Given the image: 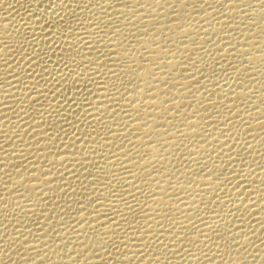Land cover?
<instances>
[{"label":"rangeland","instance_id":"1","mask_svg":"<svg viewBox=\"0 0 264 264\" xmlns=\"http://www.w3.org/2000/svg\"><path fill=\"white\" fill-rule=\"evenodd\" d=\"M24 1L30 2L27 0H24ZM44 1L45 0H43L42 2H44ZM47 1H45L42 4L40 2L41 5L38 4V5H40V8H39L40 10H42V9H45L48 11H51L52 9L55 10V8H52V7H55L56 5H58V3H60V2H57L59 0H57V1L52 0V2H49V0H47ZM54 1H56L57 3ZM63 1L64 2H62L61 4L65 3V7L63 8L60 5H59V7H57V13L60 14V12H61V15H62V18L60 17L58 19H55V22L56 21L57 22L56 23L54 22V23L55 24L58 23L57 25L52 23L54 20L50 21L51 18L45 19L43 21L44 23L43 22L41 23L43 27L45 25H47V26H45L46 28L48 27V25L50 27V23H51V27L53 29L48 27V29L45 28V31L47 30L48 33L51 32V34L49 33V35H50V37L54 38L53 39L54 42L53 41H52L53 43L51 42L52 45H51V43H49V44L43 45V47L34 46V44L32 45L29 42L30 34H27V33L24 34V35H26V36H24V38L28 37V40L27 39L24 40V38L20 39V41L23 40V42L21 43V45H23L22 47L25 50L27 49L26 51L28 53V54L24 53V52H26L25 50L23 51V54H25V55L27 54L26 55L27 58L23 54L22 55L26 59L29 60L30 56L28 57V55H30V53H32L31 54V57H32L33 55H36L38 52V54H40V55H38V57L41 56V59L40 58L38 59V61H39L38 66L40 67V69L41 68L43 69L44 67H45V69L40 70L38 68V66H36L38 68L37 70H36V67L34 68L36 72L31 71V70H33V68H30V66L28 67V65H26V62L21 61V58L23 56L20 58V61H19V59L18 60L15 59V60H17V63L21 62L19 64L20 65L19 67L22 69V70L20 69V71L23 72V74L25 71L30 70L29 72H26V73H28V75L33 73L32 77L35 76V74H36V76H38L39 78L36 76L33 77L31 79L33 81V83L32 84L30 83L31 86L29 83H28L29 86H27L28 84L26 85V83L28 81H26V79L23 78L20 82L21 84H19L20 85L19 89L22 86L23 91H22V89L16 90L15 91L16 97H14L12 100L13 102L15 101L16 103L15 102H14L15 104L13 102H12L13 104L8 103L7 101H9L10 99H6L5 100L6 101L5 106H4V108L7 107L6 110L0 109V113H1L0 117L3 116L2 118H0V126H2V127H0V131L2 132V133L0 132V145H3V147L0 148V161H4V163H2V164L0 163V166L2 165L0 167V169H6V171H0V181L2 180L1 181L2 183L0 182V188H1L0 197L5 196V199H3L4 202L2 200L0 201V204L4 203V204H2L3 206L2 205L0 206L1 208H3V209L0 208V212H2V214L0 215V222H2L1 220L5 221V218H7L6 215L10 219L9 224H6V222H2V224H4L2 226V224L0 223V229L3 230L6 228L5 229L6 233L9 235L12 234V236H14V237H18L17 235L20 234L19 232L22 233L20 235H23V233L25 232V234L23 235V238H25L24 236H26V238H27V239L25 238L26 241H28V239H29L30 242L32 240H34V244H35V242L37 243L38 249L36 248L34 251L31 250V253H33V255L36 254L35 259H37L39 262L42 261V260L38 259L41 256H43L46 259V261L43 264H84V263L85 264H99V263L100 264H104V263L105 264L106 263L113 264V261L114 262L116 261L119 264H127V263L129 264L130 261L127 262V261L123 260V257L129 255L127 251H128V248L131 247L132 244H133L132 245L133 249L135 248V246H138L139 244H140V247L137 248V252H139L138 254H136L137 256L132 255L130 253L131 255H129V256L130 257L133 256L132 258H134V259H131L130 264H134V263L135 264H143L145 258L148 256H152L153 259L147 261L146 264H210V262H213V264H214V262H216L217 260L218 261L216 262V264H264V155H262V153H264V60H263L264 59V56H263L264 55V46L261 48H258V46L260 47V45H258L257 46L258 49L255 51L256 53H258L257 54L258 56H260V55H262V56H260L257 59V61H249V57H251L252 55H255V56H257V55H256V53L253 54V51L250 50L251 48L246 45V44L253 43L254 40H255V42H257V41H260L259 39L264 38V33H263L264 31L261 30L262 29V28H260L261 25H259V22H261L260 18H262V22L264 21V16H263L264 15V4H261L259 2V0H243V2H241V0H208V3H205V0H185V2H183V3L181 2V0H127V1L122 0L123 2L122 1L119 2L120 0L119 1L117 0L116 2H119V3L117 4L116 2H114L115 8H112L114 4H112L111 1H110V3L112 5H110V3H108L109 7L107 6V8H105V9H107L108 12L111 10V12L110 13L106 12L105 16L108 15L110 18L107 16L106 17L103 16L105 18H104V20H102L103 21L102 22L100 19H102L103 17L101 16L102 17L101 18L100 15H97V17H96V14H94V13H97V11L94 10L96 8L94 6L98 5V3H97L98 0L97 1L96 0H92V1L91 0H87V1L86 0H83V1L82 0H80V1L75 0V2H73V3L71 2V0H68V1L63 0ZM77 1L80 2L81 4L78 3ZM84 1L86 3H84ZM101 1L100 0L98 1L99 5L97 6V8L100 6V4H101V6H103V4H104L103 1H105V0L102 1L103 3H101ZM68 2H69V7H68V5H66V3L68 4ZM87 2H89V3L94 2L96 4L93 5L94 3L93 4L91 3L89 6V4H87ZM50 3L52 5H50ZM132 3L136 6H138L137 7L138 9L136 8V6H134V5L132 6ZM73 4L76 6H73ZM247 4H251V7H247ZM43 5L44 6L47 5L48 8H47V6L44 7ZM82 5L84 8H86L85 6H88L87 8H90L91 12H89L90 9H84V8H83L84 11H82V9H81ZM119 5L124 6L123 8H125L129 12L131 11L130 14L131 13L132 14L131 15L130 14L121 15L120 14L121 11L119 12V15H118V13L116 14L115 10H117V11L119 10V8H120ZM110 6H111V8H110ZM66 7L69 8L68 9L69 11L67 9H65ZM70 7H72V8H70ZM77 7H78V12H77V10H75V12H74L73 8L77 9ZM116 7L118 9H116ZM58 8H59V10H58ZM131 8H134L135 10L131 9ZM64 9L67 10L68 12L65 11ZM70 9H71L72 13L74 12L73 13L74 15L71 14ZM105 9L103 10L104 13H105ZM112 9L113 10L115 9V10L113 11ZM165 10H167V11H165ZM85 11H86L87 15L83 14ZM153 11H154V13L156 12L157 17H155L156 16L155 14L152 15L151 12H153ZM88 12H89V14H88ZM67 13L70 15H67ZM80 13H82V14H80ZM145 13H147V14L145 15ZM65 14H66V16H65ZM75 14H77V15H75ZM149 14H151V17H150L151 19H149V22L146 23L145 21H148L147 20L148 18H146V16L148 17ZM80 15H82V16H80ZM90 15H92V16H90ZM141 15L145 18H143V17L140 18ZM77 16L79 19L77 18ZM65 17L67 19H65ZM82 17H84V18L88 17V18L82 19ZM113 17L116 19H114ZM106 18H108V19L105 20ZM91 19H93V22L90 24L88 22ZM109 19H111V21ZM117 19H119V22H116V21H118ZM66 20L68 21V24H67ZM112 20H113V22H112ZM258 20H260V21H258ZM61 21L62 22L65 21V22L62 23ZM94 21L96 22L97 25H100L98 27H102V28L104 27L105 30H108L109 32H110V30H112L111 32L113 34H111V32L109 33L107 31V34L109 33L110 36L114 35V33L121 32L120 30L123 31L124 29H126V32H124V31L122 32V33L126 34L125 38H124L125 34H123V42L126 44V45L124 44L125 49L129 48V52L127 49V54L128 53L130 54V55L128 54L129 55L128 59L126 57V58H124V60L123 59H122V61L120 60L122 63L120 61H117V62H120L119 65L121 64L122 67L118 66V63H116V61L114 63H110L111 60H108V56H106V54H109L111 51L108 50L110 48H105L108 46L107 44L106 45L103 44V46L104 45L105 46L104 47L101 46L100 49L97 50L95 55L92 54V55L88 56L89 59L90 58L92 59L94 57L95 60L100 59V61L102 59L101 56L104 57L103 58L104 60H102V61H105V56H106L107 61L104 62L105 64H101V68H102V65H105V67H103V68L106 69L107 66L109 65L110 68L109 67L108 68L111 71L112 77H114V78L116 77L115 80L114 79L111 80L112 77L108 79V80H111L110 81L111 84L108 83L109 82L108 80L105 83V84L108 83L107 85L112 86V87H109V89H108V90H111V91H109L110 93L108 96V98H110V99H108V100L102 99L99 101L100 102L106 101V102H104V104L107 103L105 105H108V106H109V104L112 105L115 101H116L115 104H118V102L120 101L119 102L120 105L119 104L117 105V106H119V107H117V109L120 108L119 113L120 112L125 113V111H123V110H126L125 108L121 110V107H122L121 104L128 103L131 105L130 108L138 110L137 112L140 113V118H141L138 121L143 122L142 126H140L138 128H135V125H134L132 127L133 128L132 129L130 126L131 134H129V135H131L132 137L128 136V138L123 137L124 139L123 140L121 139L122 143L128 142L129 138H131L132 140L131 139H129V140H131L133 142H134V140L138 139L135 141V142L138 141V143L136 145L135 144L131 145V143H133V142L130 143V141H129V143L132 147L130 146L128 148H130L129 149L130 155L133 158L132 159L133 162L134 163L137 162L136 165L139 164L140 166L138 165L139 167H136V168H138V169H135L136 171H134L133 168L128 169L125 166L124 167L125 169L123 168L124 170H122L123 172H121L120 168L118 170V167H115V169L112 168L111 173L113 172V174L110 173L109 175H113L114 178L112 176H108V178L105 176L106 182L104 181V176L102 178L103 181L99 177L100 175L102 177V175H104L102 173L106 172V170H102V169H105L107 167L106 165H103V162H105V164L109 165L110 163H108V160L109 161L113 160L114 159L113 156L115 154L108 152L109 153L108 155H104V154H107V151L105 153V151H104L105 147H103L100 144L102 142H104L105 140H107V137L109 136L108 132L111 130L110 128L112 125L110 124L109 125L110 127L108 126L107 122H108L109 118L107 117L106 114H105V118H103V114H104L103 112H102V114H97L98 113L97 111H94L91 113V111H93V108H92L93 105L91 106V104H92L91 99L97 100L95 98L99 97L100 92H97L96 90L94 91L92 89L93 88L97 89V87H99L98 89H102V87H100L102 83H100V82H103V84H104V82L106 81V79L108 78V76L110 74V71H108V68H107L106 70L108 72L105 73L106 70L102 68L104 70V73H103L102 70H101L102 72L100 71L101 68L100 69H92L91 68L92 69L91 70V69H89L90 68L89 65H86L87 66L86 68L89 67L88 68L89 70L87 71V69L84 68L85 66L84 67L82 66V61L80 60L82 56L88 54V51L86 50L87 47H85L86 45H84V41L78 40L79 39L78 37H81L82 33L87 32V29H85L87 25L92 26V28H93V26H94V28L96 27L95 26L96 24ZM107 21H108V23L111 24V25L108 24L109 26H111V27L115 26V28L111 29V27H109L107 25ZM153 21H155V22H153ZM252 21H255V23H253ZM59 22H61V23H59ZM83 22H84L83 26L86 25L85 27L81 26V24ZM79 23H81V24H79ZM98 23H102V24H98ZM115 23H117V24H115ZM150 23H152V24H150ZM76 24H78L81 28L80 27L78 28V25L75 26ZM122 24L124 26H122ZM147 24H148V26H147ZM53 25L56 28H54ZM72 25H73V27H72ZM61 26H62V28H61ZM70 26L72 29L69 28ZM63 27H65L64 28L65 31H64ZM139 27H140V29H139ZM58 28L60 29V31L62 29L63 32L62 31L61 32H62V34L64 33L63 35L61 34V32H59ZM66 28H67V30H66ZM68 28H69V34L67 32ZM82 28H84V29L80 30ZM117 28L119 29V31L115 32ZM143 28H144V30H142ZM129 31H131L132 33ZM137 31H139V32H137ZM56 32L57 33L59 32L60 35L57 34ZM37 33H40L39 30L37 31ZM41 33H43V32H41ZM75 33L77 35L80 33V36L75 35V39H74L73 37H74ZM54 35H56V36H54ZM69 35H70V37H69ZM71 35H73V37H71ZM62 36L64 38H62ZM58 38H61V39H58ZM68 38H69V40H68ZM149 38H150V40H149ZM153 38H154V41H153ZM62 39H64V41H72L74 44L73 45L70 42L72 48L69 46L70 44L68 45L67 42L62 41ZM144 39L149 41L148 43L153 44V51L152 50L149 51V50H146L144 48L143 43H142V41ZM59 40L62 42L59 43ZM103 40H107L106 37ZM25 41H26V44H28V46L25 44ZM56 41H58V42H56ZM156 41L158 43H156ZM63 43H64V45L65 44L66 45L64 46ZM244 43H246V44H244ZM46 45H48V46H46ZM44 46L46 48H44ZM82 46H83V48H82ZM60 47H68L70 49L69 51L66 52L68 55L64 51H61ZM36 49H37V52H36ZM28 50L30 53L28 52ZM75 50H77V51H75ZM258 50L260 51V53L258 52ZM74 51L77 52V55H76V53H74L75 55L73 54ZM57 52H58V54H57ZM18 53H15V57ZM44 53H46V54L44 55ZM62 53H64V55L67 57H65ZM69 54H70V56L71 55L72 56L69 57ZM49 55H51L53 59ZM59 55H61V57ZM42 56L43 57L48 56L47 60L48 59L49 60L47 61L45 57H44V60H42L43 59ZM96 56L97 57L99 56V57L97 58ZM62 57H64V58H62ZM72 57H74V59H77V58H80V59L74 60ZM111 57L113 58L112 55H111ZM56 58H59V60ZM60 58L62 59V61L60 60ZM67 58H69L70 61ZM94 58L92 60H94ZM259 59H260V61H259ZM53 60L56 63L54 62L52 65L51 62H53ZM66 60H68V61H66ZM95 60L92 62H95ZM57 61H61L62 63L61 62L60 63L62 65L63 64L66 65V64L70 63L69 66L67 65V67L69 68L70 66H72L70 68L72 71L75 70L74 71L75 77H74V75L72 77V74L74 72L72 73V71H69L70 68L68 69L69 73H67L66 72L67 67L64 65V67L61 68L62 65L59 64V62H57ZM63 61L66 63H64ZM49 62H50V64H48ZM71 62L73 64H71ZM80 62H81V65H80ZM111 62H113V61H111ZM44 63L48 64L49 66L47 67V65H44ZM97 63H102V62H99V60H96V64ZM106 63H107V65H106ZM40 64H43V65L40 66ZM57 65L59 67H57ZM74 65H75V67L78 65L77 68H75ZM21 66L24 68H27V70L22 68ZM51 66H54V68L52 67V69L51 68L49 69V67H51ZM90 66L92 67L93 65L91 64ZM65 67H66V69H65ZM73 67H74V69H73ZM82 67H83V69H85V71L83 69H81ZM95 67H96V65L93 68H95ZM113 67H115V68L119 67L120 70H119V68L116 69L117 71L119 70L118 72L115 69L112 70ZM60 68L66 70L63 73L64 76L62 73L60 74V72H58L59 75H58V73H56L57 70L58 71L60 70ZM137 68L141 69V73H144V75L142 74L143 76L136 77V78L134 77L135 79L131 76V79H130L129 78L130 76L127 75V70H130V69L136 70ZM1 69H3V70H1ZM47 69H49V74L47 72L48 71ZM54 69H57V70H54ZM0 70H1L0 73L2 74V76H0V79H1L0 85H2L1 87L9 86V82H10V78H11L10 76L13 74V72H11L12 69L9 67V70H8V67H7V71H9L7 73L6 67L2 66L0 68ZM79 70H80V74L81 73H83V74H81V75L77 74ZM37 71H39L40 74L37 73ZM43 71L46 73H43ZM60 71L63 72V70H60ZM3 72H4V74H3ZM51 72H55V73H51ZM94 72H96L97 74L95 75ZM98 72L101 73V74L99 73L100 74L99 76H98ZM116 72L117 73L120 72L119 75L120 74L121 75L118 77V75H116ZM6 74H10V75H6ZM54 74L55 75L57 74V75L55 76ZM67 74H70L71 76H69ZM86 74H87V76H86ZM90 74L92 77L89 76ZM102 74H105V75H102ZM4 75H6L7 77ZM78 75L80 77L85 76L83 78L90 77L89 82H90V85H92V86H90L89 82L86 81L85 79H84V81H82L81 80V79H83L82 77H81V79H80V77L79 78L77 77L80 81L76 80L77 79L76 76H78ZM65 76L71 77V78H67L69 81L66 79ZM100 76L101 77L104 76L105 78L106 77L107 78L106 79L105 78L100 79V78H98ZM8 77H9V79H8ZM55 77L56 78L61 77L62 80L59 78L56 79ZM93 77L94 78L96 77L97 80L93 79ZM54 78L56 79L55 80L56 82L60 83L59 85L63 84V86L61 85L62 89L59 85H56L58 83L53 81ZM72 78L75 79V81H73ZM43 79L48 80L47 82L45 81V84H48V85L50 84V86L52 85V87H49L48 85L46 87L45 84L43 86H41L42 83H44ZM49 79H50V81H49ZM90 79H91V81H92V79L94 81H96L97 84L96 83H94L95 85L91 84L93 82H91ZM23 81H24L25 85L22 84ZM60 81H62V82H60ZM112 81H113V83H112ZM79 82H82V84ZM86 82L88 83V88H87ZM115 82H117V83H115ZM143 82H148L150 84V87L149 88H143L141 86V84ZM38 83H39V85H37ZM76 83H79V84H81V86L82 85L83 86L81 87L79 84H76ZM98 83H99V85H98ZM69 84H70V86H69ZM71 85L73 86L72 90L74 92L71 90V88H72ZM76 85L79 87H77ZM23 86H24V88H25V86H27L26 87L27 89H28V87H29V89L31 88L30 91L27 89H24ZM74 86H76L75 87L76 89L74 88ZM154 86H159L162 90H158V88H154ZM63 87L65 88V90ZM6 88L8 89L9 87H6ZM36 88H38V89H36ZM54 88H56V89H54ZM111 88H113V89H111ZM117 88L118 89L121 88L119 90L121 92H118L116 90ZM32 89L34 91L39 90V91H37V92H39L38 95L39 96L43 95V97L37 96V98H35V99H37L36 100L37 102L34 99L31 101L30 105H32L35 101L36 106L32 105V106H29L28 108H26V107L24 108L21 105L22 103L20 101V99H21L20 96L29 95V98H30V94H31V96H33L32 92H31ZM52 89L56 92L58 91L57 94H59V95H57L56 92H54V91H50ZM59 89L63 90L64 92L67 91L68 93L66 92V94L63 95L62 93H64V92L60 91ZM66 89H68V90H66ZM83 89H85V91ZM90 89L92 91H90ZM102 90H103L102 92L106 91V90H104V88ZM114 90L116 92L115 94L113 92ZM19 91L23 92V93L20 94ZM69 91L70 92L72 91L71 94ZM87 91H89V92H87ZM76 92L77 93L79 92V94H77ZM72 93H74V95ZM75 93L77 94L76 95L77 97L75 96ZM87 93H89V94H87ZM93 93H94V95H92ZM117 93L120 95H118ZM154 93L159 95V97L161 99L157 102L158 104H154L151 106L150 104H148V101ZM240 93H241V95H240ZM60 94H62L63 96ZM81 94H83L82 96H85V95H87V96L82 98L81 96H79ZM110 94H112L114 96L116 94L117 95L114 98ZM17 95H18V97H17ZM46 95L47 96L50 95V96H48L49 99L47 98ZM44 96H46L47 99H45ZM61 96H62V98H61ZM71 96H73L74 98ZM91 96H92V98H91ZM86 97H88V100L86 99ZM126 97L127 98L131 97L132 99L127 100V102H125ZM67 98H68L69 102L71 101L70 103H68V100L66 101L67 104L70 105L68 107L70 110L67 108V104L65 106V103H66L65 100ZM84 98L86 99V101ZM117 98L118 99L121 98V99L118 101ZM17 99H19L20 102ZM43 99H45V100H43ZM72 99H74L75 101ZM52 100H54V101H52ZM79 100L81 101V103L79 102ZM88 101L91 103L90 106H88L89 105ZM108 101H109V103H108ZM111 101L113 103H111ZM151 101H153V99ZM74 102H76L78 107H77V105H75ZM43 103L45 105L47 104L46 106H48L49 104L50 105L53 104V106L51 105L50 107H48V108H50V110H49L46 106L44 107ZM79 103L82 105H80ZM19 104L21 105V107ZM37 104L38 105L41 104V107H37L38 106ZM115 104H113V107L111 106L112 108L110 107V109H112V110L115 109V107H114ZM8 105H11V106H8ZM63 105L65 106L66 110H65ZM42 106L46 110H44ZM54 106H55V108H56L55 110L57 112L54 110ZM56 106L59 109H62L63 111L62 110L58 111ZM59 106L60 107L63 106V107L60 108ZM75 106L77 107V109ZM9 107H11L10 108L11 111H10ZM30 107H32L31 108L32 110L31 109L29 110ZM33 107L35 108V110H33ZM70 107H72V109H74V111L78 112L77 115L80 114L81 112H83L85 115L88 114L86 109H88V112L89 111L90 112H89L88 116H86V117L82 113L77 116L75 114V112L73 110H71ZM90 108H91V110H90ZM18 109H20V110H18ZM27 109H28V112L26 111ZM37 109H38V111H37ZM47 109L49 111H47ZM81 109H83V110L81 111ZM110 109H109V111H111ZM2 110H3L4 115L1 112ZM15 110L16 111L18 110L17 111L18 113ZM23 110H25L27 113L24 112ZM84 110H86V111H84ZM152 110L156 111V112L159 110L160 111L162 110L163 114L161 116H158V117L149 116L147 111H152ZM19 111L21 113H19ZM44 111H46V113H47L46 115H45ZM50 111L52 112V115H51ZM64 111H67L66 113L68 115ZM70 111H72L71 112L72 114L70 113ZM6 112H7V114H6ZM13 112H16V113H13ZM35 112H38V114H37V116L39 115L38 117L33 114ZM53 112H55L57 114H55ZM115 112H118V110ZM22 113L23 114L25 113V114L23 115ZM41 113H43V114H41ZM90 113L92 115L94 114V118H91L92 116L90 117V115H91ZM100 113H101V111H100ZM11 114H12V116H11ZM20 114H22V115H20ZM31 114L35 117L31 120H27L28 122L33 121L34 119H35V121L36 120L37 121L40 120L41 122H42V120L45 121L46 120L45 118L48 115L47 120L45 121L44 128L46 126L45 131L47 130L46 132H49L50 128L53 127L52 129L54 131H52V129L50 131L53 132L52 136H54L55 138H53L52 136L46 135L45 137H47V140L42 141L40 139L43 137L37 136L36 130L29 129V128L26 129L23 127L22 124H20L21 122L20 123L17 122L19 120H22L23 116H25L24 118H26L28 115H31ZM49 114L51 116H53V118L51 116L49 118ZM69 114L71 116L73 114H75V115H73L71 117V116H69ZM42 115H44L45 117ZM54 115H56L57 117H55ZM100 115H102V116H100ZM14 116H15V118H14ZM18 116H20L21 118L20 117L18 118ZM59 116H61V117H65V116L67 117L68 116V117H70L71 120L75 119L74 117L77 116L76 117L77 121L72 120V123H71L69 121V119H68L69 122L67 121L68 117L59 119V118H61ZM36 117H37V119H36ZM39 117H41V119ZM54 117H55V119H54ZM78 118H81V119H79L80 121H78ZM49 119L52 120L51 122H54V123H52L53 126L51 125L50 128H49V125L51 124V122L49 121ZM56 119L62 120V122H60L58 120V123L59 122L62 123L61 126L63 128L60 127V125H59L60 123L58 124L56 122V125H58L59 128L62 129V130L60 129V131H58L59 129L58 130L56 129V128H58V126L54 125ZM94 119L97 121H95ZM7 120L8 121L11 120L10 122L11 123L14 122L15 124H13V123L7 124ZM15 120H16V122H15ZM82 120L86 121V122L88 120L89 121L86 123V122H83ZM44 121H43V123H44ZM65 121H67L68 123ZM91 121H94V122H92V124H91ZM104 121L106 123H104ZM46 122L48 124L49 123L50 124L46 125ZM75 122H78V123H75ZM163 122H165L166 124ZM4 123L7 125L6 126L3 125ZM63 123H65V124H63ZM73 123H75V124L73 125ZM100 123H101V125H100ZM71 124H72V126H71ZM97 124H99V125H97ZM102 124L103 125L106 124L109 128H106L107 126L105 125L106 126L105 127ZM89 125L90 126L92 125L94 127L96 126L95 129L96 128L97 129L95 130L94 128H92V126L90 128ZM10 126H13V127L15 126V127L13 128ZM16 126L20 127V129L18 127L16 128ZM76 126L78 127V128H75V129H77V131H74L75 129L72 127H76ZM79 126H80V128L81 127L82 128L80 129ZM83 126L84 127L88 126V128H86V130H84ZM54 127H55V129H54ZM102 127H104V128H102ZM10 128H12L13 130L12 129L9 130ZM89 128L92 131H94L95 134L92 131L88 130ZM22 129H26L25 131H28V133H26V132L24 133L25 135L27 134L26 135L27 136L26 142H24L26 140V137L20 139L18 137V134H16V133H19L20 130H22ZM69 129L70 130L72 129L74 132H72V130H71L72 133L69 132L70 131ZM158 129L163 130V131L159 130V131L163 132V134H161V133L159 135L155 134V130H157V132H158ZM4 131H7V132L4 134ZM8 131L9 132L11 131L12 133L10 132V134H8L9 133ZM33 131H35V132H33ZM57 131L59 132V134L61 132L63 134L59 135L57 133ZM86 131H88V132L90 131L89 133L92 137ZM103 131H105V133ZM230 131H231V136H228L227 134ZM30 132L33 133L32 135L34 137L31 135ZM54 132H55V134H54ZM64 132H66V133H64ZM209 132H210V134H209ZM78 133L80 136L78 135ZM84 133H87V135ZM98 133L100 135L103 133V134H105L106 137L104 135L98 136L99 135ZM6 134H8V136ZM65 134H67V135H65ZM72 134H74L73 138L71 137ZM83 134L86 135V137ZM93 134H94V136H93ZM58 135L59 136L62 135V136L59 137ZM28 136H30V137H28ZM68 136L71 138V141H70V138L69 139L67 138ZM78 136L80 138L81 137L82 138L80 139V138H78ZM3 137H4V139H3ZM35 137H37L39 139H37ZM57 137H59V138H57ZM64 137H66V139L68 141L66 139H64ZM100 137H105L106 139L102 138L104 140L103 141ZM133 137H134V139H133ZM51 138H53V139H51ZM99 138L101 139L99 141V142H101L100 144L98 142ZM55 139H57V140L59 139L58 141L60 143L63 141L64 142V143L62 142L63 145L62 144L60 145L59 142H57V144H56L57 140H55ZM79 139L82 140L81 143L79 142L80 141ZM87 139H90V141ZM48 140H54L55 142L51 144V143H48ZM60 140H62V141H60ZM1 141H2V143H1ZM22 141H23V143H21ZM76 141H78L80 144ZM85 141L88 143H85ZM30 142H32V145ZM71 143L75 144L73 146H77L76 147L77 149L74 147L73 149L72 148L66 149V151L64 149V151H62V149L64 148V145L69 146ZM94 143H96V144H94ZM43 144H44V146H45V144L47 146H48V144H51V145H49L51 149L48 147L50 149L48 151L54 152V154L56 153V155H57L56 157L59 159L62 157L61 154H64V153L67 154V152H68L67 155L72 156L70 153L71 149H72V151L75 149L76 153L80 151L79 154L76 155V158H78L80 160L78 161V160H76V158L72 159L73 162H72V160H69V161L62 160L61 163H64L65 166H61L60 163L55 164L54 166H56V167H53V165H51V166L46 165V164H49L48 158H47V161L46 160L38 161L37 156L35 158V156L33 155V154H36L38 156L42 155L41 150H43V149L45 150L47 148V146H45L46 148H42V147H44ZM13 145H15V147H13ZM22 145H24V146H22ZM28 145L30 147H27ZM34 145H35V148H32V147H34ZM4 146H5V148H4ZM51 146L52 147L54 146V147L52 148ZM55 146H57V147L60 146V147L57 148ZM61 146H63V147H61ZM95 146H97V147L95 148ZM101 146L103 147V150H101ZM79 147H81V148H79ZM84 147L87 148L88 151L86 149H84ZM135 148H136V150H135ZM149 148H152V149H149ZM17 149H21V150H24V149L27 150L28 149V151L29 150H32V151H31V153L27 151L28 154L25 156L27 159L25 158V160H24V158H23L22 161H20L21 160L20 159L19 161L17 160V162H16V160H15L16 153L13 150L17 151ZM35 149H36V151H35ZM47 149L45 150V152H48ZM80 149H82V151ZM131 149L135 150V152L138 151V153L136 154L137 156L135 155L134 151ZM221 149H223V150H221ZM58 150H60L61 152ZM67 150H70V151H67ZM85 150L87 151V153H90L91 155L92 154L95 155L97 152L98 156L96 157V155H95V156H93L94 157L93 158L92 156H89V154H87ZM101 151L103 153V156H102ZM24 152H25V150L20 151V153H24ZM37 152H38V154H37ZM83 152H84V154H83ZM112 154H113V156H110ZM86 155H88L89 157ZM105 156H106V158L108 157L107 160L105 158L102 159ZM29 157H31V158L34 157L35 159L32 158L33 161H31L30 160L31 158H29ZM83 157H84V163H87V164L89 163L87 169H85L87 164H84L83 161L81 160ZM98 157H101L100 160L96 159ZM109 157H112V159ZM135 157L136 158L139 157V159L138 158L136 159ZM229 157H232V159H229ZM3 159H5V160H3ZM86 159H88V160H86ZM89 159H94L96 161L91 160L92 163H90ZM101 159L104 161H101ZM134 159L139 160V163H138V161H135ZM13 160H15V161L13 162ZM27 160H30V162L26 163ZM34 160L35 161L37 160L36 164L39 162L44 167V169H48V168L52 167L53 170L54 169L56 170V168H57L56 172H55V170L54 171L51 170V171H53L51 173L52 174L54 173L53 178L55 180L54 179L53 180L55 181V183L53 181H47L48 183L45 185L46 188L44 187L42 189V191H39V192L37 190V195H31V193H26V190L24 187H21V186L16 184L17 178H20L21 177L20 175L26 169L27 170L25 171V173L22 174L25 176H22L21 178H26V180L30 179L28 181L29 182L31 181L30 182L31 184L32 183L35 184L34 183L35 179L32 178L33 176L31 175V174H33L31 172H33L35 169L32 170L33 168H30L33 166L32 164H35ZM74 160H76L78 162H76ZM85 160L88 162H86ZM80 161H82V162L80 163ZM21 162L25 163L24 166L22 165ZM68 162H71V163L69 164ZM98 162H102V164L98 163ZM10 163H11V165H9ZM15 163H16V165H14ZM17 163H19V164H17ZM39 163H38V165H39ZM72 163H75L76 165H78L79 169L77 166L75 167V165H73ZM78 163L80 164L81 168L83 167V169L80 168ZM27 165L30 166V167L28 166L30 168L29 170H32V171H29L28 168H26ZM58 165H60V166H58ZM14 166H16L17 168ZM18 166H21L22 169L24 168L23 169L24 171L23 170H20L21 172L17 171V169L19 168ZM46 166H48V167H46ZM68 166H71V167H68ZM73 166H74V168H73ZM21 167L19 169H21ZM61 167H63V168L61 169ZM71 168H73L74 170L77 169V170H79V172L81 171L82 173H80V175H82V177L81 176L78 177L77 176V175H79L78 171L75 170L77 173L76 174L75 171ZM209 169H211V172L209 171ZM58 170H59V172H60V170H62L61 171L62 173L60 172L61 173L60 174L58 172ZM65 170H66V172H64ZM88 170H89V172L92 170L90 175H89L91 177H93V175H95V172L99 171L98 172L99 175H98V173H96L97 178L95 176L94 177L96 178V180L99 177V180H101L102 182H100V183L98 182V183L101 185L96 183L98 180L96 181L95 178H93L94 179L93 180L91 177L88 176V174H87ZM114 170L116 172H114ZM71 171H72V173H71ZM124 171H127V172L132 171L131 173H133V172L135 173V174L133 173L135 175V178H134L135 180L130 178V182L129 183L126 182L127 183L126 186H129V184H131V182H132L131 185L133 188H131V193L126 192V191H130L129 187H125V189H124L125 191H121V189L118 188L120 186H122L121 188H123V186H125V182H123V184H122V182L119 181L120 184H118L119 182H117L118 180L116 179V178H119L117 176H119V175L121 176V174L124 173ZM16 172H18V174ZM215 172H219L220 175L219 176L213 175V173H215ZM26 173L27 174L31 173L29 175V177H31L32 179L29 178L28 175L26 176ZM34 173H35V171H34ZM45 173L48 174V172H44V175H47ZM56 173H58V174H56ZM115 173H117L116 176L114 175ZM131 173H130V175H131ZM15 174L17 175V178L13 177ZM248 174H249V176H248ZM44 175H43V177H44ZM57 175L60 177H58ZM239 176H240L241 182H240V184H237L236 180L239 178ZM110 177L113 180L115 179L117 181L114 182L111 180V183L107 182V180H109ZM136 177H137V179H136ZM224 177H229V178L224 179ZM62 179H65V180H62ZM87 179H88V181H89V179L91 180L89 182L92 183L90 186L92 187L93 190L96 189L94 187H97L98 189H100V191H103V192H101V195L106 194L108 196L99 195V197H97V196L95 197L94 194H91V192H90L91 188H89L90 186H87L89 184ZM131 179H132V181H131ZM147 179H149V180H147ZM222 179H223V183L220 184L219 180H222ZM69 180H71V181L68 182ZM77 180H78V182H77ZM28 181H27V183H28ZM65 181H66V183H65ZM50 182H52V183H50ZM104 182H105V184L102 185V183H104ZM112 182H114V183H112ZM12 183H14L15 185ZM53 183L55 185L56 184H58V185L55 186ZM85 183H86V185H85ZM5 184L10 186V188L12 187V189L14 190V191L11 190V194H10V191L8 192L6 189H4ZM52 184H53V187H52ZM60 184H62V185H60ZM69 184H71V185H69ZM72 184L74 186H76V185L77 186L74 187ZM93 184H96V186ZM110 184H113V185H111L112 187H114V189H112L113 191L117 190V192H119V193H120V191L123 192V193H120L121 195L118 194L120 196L117 195L119 198L115 195L116 198H118V199H115L114 195H113V197H110V196H112V194H110L112 192L108 191V189L112 188V187L108 188V186ZM114 184L116 186H114ZM97 185H99V187ZM67 186L71 189H69ZM136 186H137V188H135ZM15 187H16V189L18 188L19 190L16 191ZM48 187H49V190H46V189H48ZM58 187H59V189H58ZM105 187L108 189H106ZM21 188H23L24 190ZM53 188H56V189L54 190ZM116 188H118V189H116ZM150 188H153V189H150ZM20 189H21V191H20ZM61 189H63V190L61 191ZM73 189H75V191H73ZM58 190H60V191H58ZM85 190H87V191H85ZM156 190H158V191H156ZM3 191H4V194H6L7 192L8 193L6 195H4ZM18 191L20 193L14 194ZM22 191H23V193H21ZM104 191L107 193H104ZM124 192L127 193V195ZM59 193H61V194H59ZM83 193H85V194H83ZM136 193H137V195H136ZM23 194H25L24 196H27V194L28 195L30 194L28 196V200H27V197L23 196ZM158 194H161V196ZM162 194L165 196H163ZM7 195H10V196L8 197ZM122 195H123L124 199L122 200L123 202H120L121 201L120 197ZM125 195H126V197H125ZM17 196H19L21 198V200H23V201L26 198V201H24V202L21 201L19 197H18L19 199L16 198ZM29 197L32 199H30ZM80 197H84V201H80L79 200ZM101 197L102 198L104 197V200L100 199ZM152 197H154V198H152ZM14 198H16V199H14ZM95 198H97L98 200H94ZM105 198H106V200L109 199L107 202H109L110 200H112V201L116 200L115 204H119L121 206L120 208L123 209V210L119 209L121 211L120 214L124 211V216L127 215L126 216L127 220H122L121 217H118V216H121L118 212H117L118 214H116L115 212L112 213L111 211L108 212V215L110 214L109 216H111L112 219H107L106 217H104L101 214L97 216L96 213H99L98 210H101V206H103V204H107ZM112 198H114V199H112ZM128 198H130V199H128ZM161 199H162V201L160 202ZM29 200L33 201L34 205ZM92 200H94V201H92ZM125 200H126V203H128L127 205H125ZM27 201H28V203H27ZM117 201L119 203H117ZM153 202H155V203L157 202L156 203L157 206ZM5 203L7 204V207L4 206ZM17 203H18L19 207H17ZM23 203H25L27 205V207H28L27 210L25 209L27 207H25V208L23 207V205H25ZM79 203H86V205H89L88 207H89V210H91V211H89L88 209H87V211H88L90 217H86V219H87L89 224H91V223L96 224L94 230H93V228L87 227L88 226L87 224H85L83 227H81V224L84 223L85 221L82 222V220H79V219L82 216H84L85 213H82L80 211H85L86 209L78 208L77 204H79ZM93 203L96 204L95 205L96 208L91 206ZM100 203H102V205H100ZM121 203H122V205H121ZM151 203L155 206L156 209H154V206H151ZM21 204H22V206H20ZM28 204L30 205V207L28 206ZM69 204L71 205V207H69ZM124 205L126 206L125 208L122 207ZM128 205H131V208H129ZM237 205L239 207H237ZM148 206H149V208H148ZM158 206H160V207H158ZM31 207H33V208H31ZM132 207H134V208H132ZM135 207H136V209H135ZM126 208H127V211H126ZM151 208H153L154 210H152ZM157 208H159V209L157 210ZM30 209L34 210V211H31ZM148 209H150V210H148ZM21 210L24 213L21 212ZM119 210H117V211H119ZM132 210H134V211H132ZM155 210H157V211H155ZM136 211H137V214H135ZM147 211H149V212L151 211V212L148 214ZM153 211L156 213L154 214ZM42 212L45 213L47 218H44V216L41 215ZM32 213H33V215H32ZM215 213H218L219 215H215ZM24 214H25V216H24ZM26 214H28V215L26 216ZM146 214H147V216L145 218ZM128 215H129V217H128ZM29 216H30V218H29ZM149 216H151V217L148 218ZM261 216H263V217H261ZM2 217H4V218L2 219ZM61 217H63V219H61ZM43 218L45 221L43 220ZM90 218H91V220H90ZM255 218H259L260 220L258 219V221H256ZM89 220L91 221V223ZM113 220L119 221V223H120L119 227H117V225L112 223ZM192 220H194L195 224L199 226V229L203 230V233H207L208 236H210L211 238L207 241H204V236L202 233L201 237H200V239H201L200 241L187 242V243H184L183 248H179L178 245L181 243V241L177 239V236L180 235V232H186V235L191 236L193 234V232H195L197 230L196 227L190 223V221H192ZM13 221H14V223H13ZM128 221H131L132 224L135 225V228H133V227L131 228V226L128 224ZM137 221H139V222L137 223ZM227 221H230V223H226ZM10 223L12 225H10ZM42 223H43V225H42ZM161 223L164 224V227H160L159 224H161ZM5 224L7 225L6 227H5ZM101 224H104L103 226H107L108 224H110V225H108L109 227L105 228V231H104V228H102ZM147 224L152 225V227L150 228L149 225H147ZM49 225H51V226H49ZM72 225H75V228L72 227ZM145 225H147V226H145ZM208 225H211L212 227H208ZM27 226H29V227H27ZM123 226H124V229H123ZM139 226H140V228H138ZM70 227L72 230H70ZM110 227H112L111 228L112 230H115L114 236H111L112 235L111 232H106V230H109ZM136 227L138 228V230ZM21 228H23V229H21ZM120 228H122V229H120ZM145 228H148L149 232H156V236H153V237H151V239H148L147 234H145V236L139 238L136 235V233L142 232L143 229H145ZM255 228H257V229H255ZM102 229H103V231H102ZM111 229L109 231H111ZM131 229H133V230H131ZM33 230L34 231L37 230V231L34 232ZM40 230L42 232H39ZM44 230H46V231H44ZM120 230H123V231L121 232ZM16 231L18 232V234ZM32 231H33V233H32ZM169 231L176 232L177 233L176 236L170 235ZM116 232H118V233H116ZM216 232H223L224 236L223 237L216 236L215 235ZM13 233L14 234L16 233L17 235L15 236ZM26 233H28V234H26ZM161 233H163V234L161 235ZM123 234H125V235H123ZM38 235H39V237H38ZM100 235H103L105 239L109 240V242L103 246L104 249L100 248L99 250H96L95 252H94V250H92V252H91V250H89V249H94V248L91 247V245L87 244L88 245L87 247H91V248H87V250H86V247H85L86 238L91 237L92 239L93 238L96 239V237L100 236ZM43 236L45 239L43 238ZM126 236H128V237H126ZM229 236L231 237V239L228 240L227 244H223L222 240H224V237H225V239H228ZM129 237H131V238H129ZM83 238H84V240H83ZM136 238H139L140 240H137ZM125 239L126 240L130 239L129 241H131V243H128L129 241H126ZM133 239H134V241L132 242ZM1 240L4 241V239H0V250H2L0 252V254L1 255L6 254L7 256L10 255L11 258L12 257L18 258L17 256L20 254H19V249H18V246L16 245V243L14 244L13 241L11 242L10 239H9L10 240L9 243L5 242V241L3 242ZM43 240H45V242H47V243H45ZM144 240L148 241L147 243H144L145 245L143 244ZM185 240H187V237H185ZM93 241L98 242V245L100 244L99 240L93 239ZM38 242H40L39 244L41 246L43 245L42 248L38 244ZM12 243L14 245H12ZM126 243H127V245H125ZM31 244H33V241L31 242ZM135 244H138V245H135ZM197 244L200 245L199 248L196 247ZM256 245H259V247L256 248ZM28 246L31 247L30 245H28ZM43 247H44V249H46L45 251H43L44 250ZM48 248L49 249L51 248V249L49 250ZM226 248L228 249L227 251H225ZM15 249L18 250V253H17V250H15ZM81 249H83V250H81ZM105 249L108 251H106ZM173 249H176V250L172 251ZM185 249H187V251H185ZM237 249H238V251H237ZM114 250H115V252H114ZM261 250H263V251H261ZM89 252H91L92 255L88 256L90 259H88V257H87V260H85L84 257ZM98 252L101 253V255H100L101 257L99 256V254L96 255ZM104 252H105V254H104ZM123 252L125 253V255L123 254ZM214 253H215V255H214ZM13 254H16V255L14 256ZM118 254H119V256H118ZM205 254H207V257H205ZM259 254H260V256H259ZM71 256L76 257L75 261H71V260H69L71 262L68 261L69 257H71ZM95 256H96V258H95ZM98 256H99V259H98ZM121 256H123V257H121ZM157 256L160 257L159 260L156 259ZM221 256H223V259H220ZM10 257H8V258H10ZM30 257L31 256L26 257V258H29V260H32V257H31V259H30ZM197 257H199V259H197ZM8 258H7V260H8ZM45 259H43V260H45ZM96 259H98V260H96ZM106 259H107V262H104V261H106ZM114 259H117V260H114ZM101 260H104V261H102L103 263L101 262ZM137 261H139V262H137ZM15 262H17V263H15ZM15 262H14V264H20L21 263V262L18 263V261H15ZM22 262H24V261H22ZM29 263L33 264V261L32 262L30 261Z\"/></svg>","mask_w":264,"mask_h":264},{"label":"bare ground","instance_id":"2","mask_svg":"<svg viewBox=\"0 0 264 264\" xmlns=\"http://www.w3.org/2000/svg\"><path fill=\"white\" fill-rule=\"evenodd\" d=\"M27 1H30V2H26V1H24V0H0V68H1L2 66H5V67H6V72L8 73L9 71H7V67H8V70H9V67H10V68L12 69L11 72H13V74L10 76L11 78H10L9 86L1 87L2 85H0V109H3V110H6V108H7V107L4 108V106H5V102H6L5 100H6V99H10L9 101H7L8 103L13 104V103L15 102V101L13 102L12 100H13L14 97H16V96H15V91L19 89V86H20L19 84H21V83H20L21 80H22L23 78H25L26 81H28V82L26 83V85H27L28 83H29V84H30V83L32 84L33 81H32L31 79H32L33 77L36 76V74H35V76L32 77V74H33L32 72H31L32 74H29V75H28V73H26V72H29L30 70H27V68H24V67H22V66H21V67L24 68V69H26L27 71H25L24 74H23V72L20 71L21 68L19 67V66H20L19 64H20L21 62H20V63H19V62L17 63V60L19 59V61H20V58H21L23 55L26 56V55L28 54L27 51H26L27 49L25 50V49L22 47L23 45H21V43L23 42V40L20 41V39L24 38V36H26V35H24V34L27 33V34H30V37H29L30 40H29V42H30L32 45L34 44V46H38V47L40 46V47H43V45H45V44H49V43H51L52 41L54 42V40H53L54 38L50 37V35H49V33L51 34V32L48 33L47 30L45 31V28H46L45 26H47V25H45V26L43 27L41 23H42L45 19H50V18H51L50 21L54 20L52 23L55 24V23L57 22V21L55 22V19H58V18H60V17L62 18L61 12H60V14L57 13V7H59V5L62 6L63 8L65 7V3H64V4H61V0H59V1L56 0L57 2H60V3H58V5H56L55 7H52V8H55L56 11L53 10V9H52L51 11H48V10H45V9L40 10V9H39V8H40V5H41L42 3H44L45 1H47V0H45L44 2H42L43 0H42V1H41V0H27ZM56 1H54V2H56ZM67 1H68V0H67ZM78 1H80V0H78ZM78 1H77V2H78ZM82 1H83V0H82ZM86 1H87V0H86ZM91 1H92V0H91ZM96 1H97V0H96ZM98 1H99V0H98ZM98 1H97V3H98V5H99V2H98ZM100 1H101V0H100ZM102 1H103V0H102ZM102 1H101V3L104 2L103 6H101V4H100L101 7L99 6L98 8H97L98 5H97V6H94V7H96L94 10L97 11V13H94V14H96V17H97V15H100V17H101V16H102V17L105 16L106 12H108V10L105 9V8H107L108 3H110V1L112 2V4H114L112 8H115V3H114V2H116L117 0H105V1H103V2H102ZM118 1H119V0H118ZM121 1H122V0H120L119 2H121ZM123 1H124V0H123ZM123 1H122V2H123ZM126 1H127V0H126ZM40 2H41V4H40ZM47 2H48V1H47ZM51 2H52V0H51ZM57 2H56V3H57ZM63 2H64V1H63ZM65 2H66V1H65ZM71 2L73 3V2H75V0H71ZM77 2H76V3H77ZM119 2H116V3L118 4ZM78 3H80V2H78ZM84 3H86V2L84 1ZM84 3H83V4H84ZM91 3L93 4L94 2H90V3L87 2V4H89V6H90ZM124 3H125V2H124ZM124 3H123V4H124ZM127 3H128V2H127ZM38 4H40V5H38ZM47 4H48V3H47ZM80 4H81V3H80ZM80 4H79V5H80ZM87 4H86V5H87ZM95 4H96V3H94L93 5H95ZM112 4L110 3V5H112ZM50 5H52V4L50 3ZM54 5H55V4H54ZM66 5H68V7H69V2H68V4L66 3ZM79 5H78V6H79ZM121 5H122V4H121ZM133 5H134V4L132 3V6H133ZM137 5H138V4H137ZM43 6H44V5H43ZM46 6H47V5H46ZM46 6H44V7H46ZM73 6H76V5L73 4ZM73 6H72V7H73ZM80 6H81V5H80ZM116 6H117V5H116ZM125 6H126V5H125ZM134 6H136V5H134ZM72 7H70V8H72ZM85 7H86V8H84L83 5H82V8H81L82 11H84V9H90V8H87L88 6H85ZM92 7H93V6H92ZM94 7H93V8H94ZM108 7H109V6H108ZM119 7H120V8H119L118 11L114 9V10L116 11V12H115L116 14L118 13V15H119V12H120V11H121L122 13H124L123 15H128V14H130L131 11H130V12L127 11L125 8H123L124 6H120V5H119ZM121 7H122V8H121ZM137 7H138V6H136V8H137ZM47 8H48V6H47ZM75 8H76V7H75ZM79 8H80V7H79ZM83 8H84V9H83ZM110 8H111V6H110ZM140 8H141V7H140ZM49 9H50V8H49ZM61 9H62V8H61ZM65 9L68 10L69 8L66 7ZM65 9H64V10H65ZM73 9H74V8H73ZM104 9H105V13L103 12ZM116 9H118V8L116 7ZM131 9H134V8H131ZM137 9H138V8H137ZM137 9H136V10H137ZM58 10H59V8H58ZM62 10H63V9H62ZM67 10H65V11H67ZM75 10H77V12H78V7H77V9H74V12H75ZM92 10H93V9H92ZM106 10H107V11H106ZM112 10H113V9H112ZM114 10H113V11H114ZM134 10H135V9H134ZM256 10H257V9H256ZM68 11H69V10H68ZM68 11H67V12H68ZM113 11H112V12H113ZM165 11H167V10H165ZM168 11H169V10H168ZM70 12H71L72 15H74V14H73L74 12L72 13L71 9H70ZM70 12H69V13H70ZM89 12H91V9H90ZM89 12H88V14H89ZM110 12H111V10H110L108 13H110ZM134 12H135V11H134ZM253 12H254V11H253ZM148 13H149V12H148ZM151 13H152V15L155 14L156 16H155V15H154V16L157 17L156 12L154 13V11H153V12H151ZM247 13H248V12H247ZM80 14H82V13H80ZM83 14H86V11H85ZM91 14H92V13H91ZM113 14H114V13H113ZM131 14H132V13H131ZM131 14H130V15H131ZM143 14H144V13H143ZM146 14H147V13H145V15H146ZM158 14H159V13H158ZM229 14H230V13H229ZM255 14H256V13H255ZM67 15H70V14L67 13ZM72 15H71V16H72ZM75 15H77V14H75ZM78 15H79V14H78ZM86 15H87V14H86ZM110 15H111V14H110ZM118 15H117V16H118ZM133 15H134V14H133ZM259 15H260V14H259ZM262 15H263V14H262ZM65 16H66V14H65ZM80 16H82V15H80ZM88 16H89V15H88ZM90 16H92V15H90ZM94 16H95V15H94ZM106 16L109 17L108 15H106ZM106 16H105V17H106ZM113 16H114V15H113ZM117 16H116V17H117ZM263 16H264V15H263ZM63 17H64V16H63ZM67 17H68V16H67ZM69 17H70V16H69ZM96 17H95V18H96ZM102 17H101V18H102ZM105 17H103V18L100 19V20H101V21L104 20ZM114 17H115V16H114ZM114 17H113V18H114ZM121 17H122V16H121ZM125 17H126V16H125ZM141 17H143V16L141 15L140 18H141ZM150 17H151V14H149L148 17L146 16V18H148V19H147L148 21H145L146 23L149 22V19H151ZM158 17H159V16H158ZM71 18H72V17H71ZM74 18H75V17H74ZM77 18H78V16H77ZM86 18H88V17H86ZM86 18L82 17V19H86ZM92 18H93V17H92ZM109 18H110V17H109ZM111 18H112V17H111ZM122 18H123V17H122ZM143 18H145V17H143ZM153 18H154V17H153ZM257 18H258V17H257ZM65 19H67V18L65 17ZM69 19H70V18H69ZM75 19H76V18H75ZM78 19H79V18H78ZM97 19H98V18H97ZM107 19H108V18H106L105 20H107ZM114 19H116V18H114ZM114 19H113V20H114ZM123 19H124V18H123ZM260 19H261V22H259V25H261V26H260V28H262L261 30L264 31V23H263L264 21L262 22V18H260ZM71 20H72V19H71ZM87 20H88V19H87ZM87 20H86V21H87ZM91 20H92V22H93V19H91ZM98 20H99V19H98ZM109 20L111 21V19H109ZM113 20H112V22H113ZM117 20H118V21H116V20H115V21H116V22H119V19H117ZM130 20H131V19H130ZM48 21H49V20H48ZM48 21H47V22H48ZM58 21H59V20H58ZM66 21H67V20H66ZM79 21H80V20H79ZM82 21H83V20H82ZM95 21H96V20H95ZM95 21H94V22H95ZM122 21H123V20H122ZM127 21H128V20H127ZM258 21H260V20H258ZM45 22H46V21H45ZM54 22H55V23H54ZM61 22H62V21H61ZM61 22H59V23H61ZM63 22H65V21H63ZM63 22H62V23H63ZM74 22H75V21H74ZM74 22H73V23H74ZM77 22H78V21H77ZM80 22H81V21H80ZM84 22H85V21H84ZM84 22H83L82 24H81V23H79V24H81V26H83ZM97 22H98V21H97ZM102 22H103V21H102ZM104 22H105V21H104ZM112 22H111V23H112ZM120 22H121V21H120ZM145 22H144V23H145ZM150 22H151V21H150ZM153 22H155V21H153ZM153 22H152V23H153ZM43 23H44V22H43ZM75 23H76V22H75ZM88 23H89V22H88ZM88 23H87V24H88ZM105 23H106V22H105ZM142 23H143V22H142ZM152 23H150V24H152ZM57 24H58V23H57ZM57 24H55V25H57ZM67 24H68V21H67ZM90 24H91V23H90ZM95 24H96V22H95ZM98 24H102V23H98ZM108 24H110V23H108V21H107V25H108ZM112 24H113V23H112ZM115 24H117V23H115ZM120 24H121V23H120ZM120 24H119V25H120ZM248 24H249V23H248ZM65 25H66V24H65ZM77 25H78V24H76L75 26H77ZM96 25H97V24H96ZM103 25H104V24H103ZM110 25H111V24H110ZM259 25H258V26H259ZM63 26H64V25H63ZM85 26H86V25H85ZM85 26H83V27H85ZM99 26H100V25H99ZM104 26H105V25H104ZM108 26H109V25H108ZM112 26H113V25H112ZM122 26H124V25L122 24ZM147 26H148V24H147ZM48 27H49V25H48ZM48 27H47L46 29H48ZM53 27H54V25H53ZM59 27H60V26H59ZM65 27H66V26H65ZM65 27H63V29H64ZM67 27H68V26H67ZM72 27H73V25H72ZM79 27H80V26L78 25V28H79ZM109 27H111V26H109ZM117 27H118V26H117ZM144 27H145V26H144ZM49 28H52V27H51V23H50V27H49ZM54 28H56V27H54ZM61 28H62V26H61ZM69 28L72 29L71 26H70ZM69 28H68V31H67L68 34H69ZM76 28H77V27H76ZM80 28H81V27H80ZM107 28H108V27H107ZM112 28H115V26H114V27H111V29H112ZM118 28H119V27H118ZM120 28H121V27H120ZM149 28H150V27H149ZM257 28H258V27H257ZM52 29H53V28H52ZM73 29H74V28H73ZM83 29H84V28H82V29H80V30H83ZM85 29H87V32L82 33L81 35L83 36V40H82V41H84V45H86L85 47H87L86 50L88 51V54L82 56L81 59L76 57L78 60L80 59V60L82 61V66H83V67L85 66L84 68H86V67H87L86 65H89V67H90V68L88 67L89 69H91V68H92V69H100V68H101V64H105L104 62L107 61L106 56H108V60L113 61V62L110 61V63H114V62L116 61V63H118V66H121V67H122V65H121V64L119 65V63L122 61V59L124 60V58H126V57H127V59H128V56L130 55L129 53H128L129 55L127 54V49H128V52H129V48L125 49V45H126V44L123 42V34H125V33H122V32H123V31L126 32V29H124L123 31L120 30L121 32H119V33H114V35H111V36L109 35V33H110L112 30H110V32H109L108 30H105L104 27H103V28H102V27H95V28H94V26H93V28H92V26L87 25ZM108 29H109V28H108ZM122 29H123V28H122ZM139 29H140V27H139ZM38 30H39L40 33H37ZM54 30H55V29H54ZM56 30H57V29H56ZM58 30H59V32L62 31V29H61V31H60L59 28H58ZM66 30H67V28H66ZM131 30H132V29H131ZM142 30H144V28H143ZM145 30H146V29H145ZM64 31H65V29H64ZM75 31H76V30H75ZM107 31L109 32L108 34H107ZM114 31H115V30H114ZM133 31H134V30H133ZM41 32H43V33H41ZM54 32H55V31H54ZM59 32H58V33L56 32V33L59 34ZM62 32H63V31H62ZM62 32H61V34H62ZM81 32H82V31H81ZM81 32H80V33H81ZM115 32H117V31H115ZM129 32H131V31H129ZM137 32H139V31H137ZM259 32H260V31H259ZM56 33H55V34H56ZM65 33H66V32H65ZM80 33H79L78 35L75 33V34H74V37H73V35H71V37H73V38L75 39V35L80 36ZM131 33H132V32H131ZM131 33H130V34H131ZM263 33H264V32H263ZM53 34H54V33H53ZM63 34H64V33H63ZM63 34H62V35H63ZM70 34H71V33H70ZM72 34H73V33H72ZM111 34H113V33L111 32ZM214 34H215V33H214ZM59 35H60V34H59ZM65 35H66V34H65ZM65 35H64V36H65ZM134 35H135V34H134ZM260 35H261V34H260ZM22 36H23V37H22ZM52 36H53V35H52ZM54 36H56V35H54ZM67 36H68V35H67ZM82 36H81V37H82ZM137 36H138V35H137ZM146 36H147V35H146ZM65 37H66V36H65ZM69 37H70V35H69ZM105 37H106L107 40H103V39H105ZM125 37H126V34L124 35V38H125ZM259 37H260V36H259ZM55 38H56V37H55ZM62 38H64V37L62 36ZM102 38H103V39H102ZM129 38H130V37H129ZM136 38H137V37H136ZM141 38H142V37H141ZM146 38H147V37H146ZM25 39L28 40V37H27V38H24V40H25ZM58 39H61V38H58ZM27 40H26V41H27ZM68 40H69V38H68ZM78 40L81 41V39H78ZM131 40H132V39H131ZM144 40H145V39H144ZM144 40L142 41L144 48H145L146 50H149V51L152 50V51H153V44H152V43H148L149 41H147V40H145V41H144ZM149 40H150V38H149ZM158 40H159V39H158ZM259 40H260V41H257V42H255V40H254V42H253V43H250V44H246V43H244V44H246L248 47H250V48H251L250 50L253 51V54H254V53H256L255 51H256L258 48H261V47L264 46V38H261V39H259ZM26 41H25V44H26ZM62 41H64V39H62ZM62 41L59 40V43L62 42ZM75 41H76V40H75ZM85 41H86L87 43H85ZM153 41H154V38H153ZM250 41H251V40H250ZM53 42H52V43H53ZM56 42H58V41H56ZM64 42H67L68 45L70 44V42H71V44H73L72 41H64ZM134 42H135V41H134ZM150 42H151V41H150ZM245 42H246V41H245ZM251 42H252V41H251ZM27 43H28V42H27ZM52 43H51V45H52ZM156 43H158V42L156 41ZM61 44H62V43H61ZM71 44L69 45L70 47H71ZM80 44H81V43H80ZM103 44H105V45L107 44L109 47L107 46V47H105V48H110V49H108V50H110L111 52H110L109 54H106V56H105V61H102V60H104V59H103V58H104L103 56H101V57H102L101 61H100V59H96V60H99V62H102V63H97V64H96V60H95V58L93 57L94 60H95V62H92V61H94V60H92L93 58H92V59H91V58L89 59L88 56H90V55H92V54L95 55V53L97 52V50L100 49V47L103 46ZM124 44H125V45H124ZM133 44H134V43H133ZM26 45L28 46V44H26ZM63 45H64V43H63ZM65 45H66V44H65ZM65 45H64V46H65ZM73 45H74V44H73ZM89 45H91V47H89ZM105 45H104V46H105ZM255 45H256V46H255ZM258 45H260V47H259ZM27 46H26V47H27ZM46 46H48V45H46ZM78 46H79V45H78ZM104 46H103V47H104ZM254 46H255V47H254ZM257 46H258V48H257ZM31 47H32V46H31ZM132 47H133V46H132ZM139 47H140V46H139ZM232 47H233V46H232ZM36 48H37V47H36ZM44 48H46V47L44 46ZM53 48H54V47H53ZM55 48H56V47H55ZM67 48H68V47H60V50H61V51H64V52L66 53L67 51L70 50L69 48H68V49H67ZM71 48H72V47H71ZM80 48H81V47H80ZM82 48H83V46H82ZM140 48H141V47H140ZM28 49H29V48H28ZM130 49H131V48H130ZM24 50L26 51V52H24V53H27L26 55L23 54V51H24ZM39 50H40V49H39ZM39 50H38V51H39ZM44 50H45V49H44ZM51 50H52V49H51ZM75 51H77V50H75ZM75 51L73 52V54L76 53V55H77V52H75ZM18 52H19L20 54H19ZM28 52H29V50H28ZM34 52H35V51H34ZM36 52H37V49H36ZM49 52H50V51H49ZM130 52H131V51H130ZM258 52L260 53L259 50H258ZM15 53H18V54L16 55V57H15ZM29 53H30V52H29ZM37 53H38V52H37ZM47 53H48V52H47ZM55 53H56V52H55ZM78 53H79V52H78ZM102 53H103V52H102ZM131 53H132V52H131ZM22 54H23V55H22ZM31 54H32V53H30V55H28V57L30 56L29 60L26 59L27 56H26V58L23 56L24 58L22 57L23 59L21 58V61L26 62V65H28V67L30 66V68H33V70H31V71H35L34 68H35L36 66L39 65V61H38V59H39V58L41 59V56L38 57V55H40V54H38V55H33V56L31 57ZM41 54H42V53H41ZM45 54H46V53H44V55H45ZM51 54H52V53H51ZM53 54H54V53H53ZM57 54H58V52H57ZM59 54H60V53H59ZM62 54L64 55V53H62ZM66 54H67V53H66ZM257 54H258V53H256V55H257ZM67 55H68V54H67ZM74 55H75V54H74ZM74 55H73V56H74ZM78 55H79V54H78ZM104 55H105V54H104ZM111 55L113 56V58L111 57ZM49 56L52 58L51 55H49ZM59 56L61 57V55H59ZM64 56H65V55H64ZM71 56H72V55H71ZM71 56H70V54H69V57H71ZM79 56H80V55H79ZM79 56H78V57H79ZM260 56H262V55H260ZM260 56H258V55H257V56L252 55V56H251L252 58L249 57V61H257V59H258ZM263 56H264V55H263ZM42 57H43V56H42ZM44 57H45V56H44ZM44 57H43L42 60H44ZM47 57H48V56H47ZM47 57H45L46 60H47ZM50 57H49V58H50ZM55 57H56V56H55ZM57 57H58V56H57ZM65 57H67V56H65ZM96 57H97V56H96ZM98 57H99V56H98ZM98 57H97V58H98ZM101 57H100V58H101ZM62 58H64V57H62ZM72 58L74 59V57H72ZM261 58H262V57H261ZM15 59H17V60H15ZM52 59H53V58H52ZM52 59H51V60H52ZM54 59H55V58H54ZM56 59L59 60V58H56ZM65 59H66V58H65ZM67 59L69 60V58H67ZM70 59H71V58H70ZM77 59H74V60H77ZM247 59H248V58H247ZM262 59H263V58H262ZM48 60H49V59H48ZM48 60H47V61H48ZM51 60H50V61H51ZM60 60L62 61L61 58H60ZM63 60H64V59H63ZM68 60H66V61H68ZM120 60H121V61H120ZM263 60H264V59H263ZM61 61H57V62H59V64H61V63H62ZM69 61H70V60H69ZM117 61H120V62H117ZM259 61H260V59H259ZM40 62H41V61H40ZM54 62H55L54 60H53V62H51L52 65H53ZM60 62H61V63H60ZM63 62H64V61H63ZM73 62H74V61H73ZM76 62H77V61H76ZM241 62H242V61H241ZM42 63H43V62H42ZM46 63H47V62H46ZM55 63H56V62H55ZM64 63H66V62H64ZM116 63H115V64H116ZM121 63H122V62H121ZM243 63H244V62H243ZM248 63H249V62H248ZM48 64H50V62H49ZM48 64H45V63H44V65H47V67L49 66ZM57 64H58V63H57ZM69 64H70V63H69ZM69 64H66V65L69 66ZM71 64H73V63L71 62ZM74 64H75V63H74ZM91 64L93 65L92 67L90 66ZM94 64L96 65L95 68H93V67L95 66ZM108 64H109V63H108ZM262 64H263V63H262ZM23 65H24V64H23ZM42 65H43V64H40V66H42ZM55 65H56V64H55ZM61 65H62V64H61ZM64 65H65V64H63L62 67H61V66H60V67L63 68ZM80 65H81V62H80ZM106 65H107V63H106ZM116 65H117V64H116ZM77 66H78V65H77ZM77 66L75 67V65H74L75 68H77ZM114 66H115V65H114ZM43 67H44V66H43ZM52 67L54 68V66H51V67H49V69H50V68L52 69ZM57 67H59V66L57 65ZM70 67H72V66H70ZM70 67H69V68H70ZM74 67H73V69H74ZM83 67H82L81 69H83ZM103 67H105V65H102V68H103ZM108 67L110 68L109 65L107 66V68H108ZM115 67H116V66H115ZM115 67H113L112 70H114V69L116 70V69L119 68V67H118V68H115ZM38 68L40 69L39 66H38ZM38 68L36 67V70H37ZM61 68H60V70H63V72H61L60 70L58 71L57 69H54V70H57L56 73L60 72V74H61V73L63 74L64 71H66V70H67L66 72L69 73V72H68V69H69L68 67H67V69H66V67H65L66 70L61 69ZM88 68H86L87 71L89 70ZM102 68L100 69V71L102 70L103 73H104V70H103V69H105V68H103V69H102ZM107 68H106V69H107ZM109 68H108V71H110ZM24 69H23V70H24ZM43 69H45V67H44ZM43 69L41 68L40 70H43ZM49 69H47V70H48V71H47L48 74H49ZM70 69H71V68H70ZM78 69H79V68H78ZM92 69H91V70H92ZM106 69H105V70H106ZM243 69H244V68H243ZM1 70H3V69H1ZM1 70H0V71H1ZM4 70H5V69H4ZM21 70H22V69H21ZM40 70H39V71H40ZM83 70L85 71V69H83ZM119 70H120V68H119ZM119 70H118V71H119ZM121 70H122V69H121ZM39 71H37V73H39ZM44 71H45V70H44ZM44 71H43V73H46V72H44ZM50 71H51V70H50ZM71 71H72V70H71ZM74 71H75V70H73L72 73H73ZM93 71H94V70H93ZM102 71H101V72H102ZM108 71L106 70L105 73H107ZM116 71H117V70H116ZM118 71H117V72H118ZM35 72H36V71H35ZM41 72H42V71H41ZM76 72H77V71H76ZM81 72H82V71H81ZM113 72H114V71H113ZM117 72H116V75H118V77H119V76L121 75V74L119 75V73H120L121 71H120L119 73H117ZM51 73H55V72H51ZM72 73H71V74H72ZM94 73H95V75L97 74L96 72H94ZM99 73H100V72H98V76L101 74V73H100V74H99ZM114 73H115V72H114ZM125 73H126V72H125ZM0 74H1V73H0ZM3 74H4V72H3ZM10 74H11V73H10ZM10 74H6V75H10ZM39 74H40V73H39ZM48 74H47V75H48ZM77 74L81 75V74H83V73L80 74V70H79ZM77 74H76V75H77ZM142 74L144 75V73H141V69H139V68H137L136 70H133V69L127 70V75L130 76V77H129L130 79H131V76H132L133 78H134V77L136 78V77L143 76ZM6 75H4V76H6ZM41 75H42V74H41ZM41 75H40V76H41ZM44 75H45V74H44ZM50 75H51V74H50ZM54 75H55V74H54ZM56 75H57V74H56ZM56 75H55V76H56ZM58 75H59V73H58ZM67 75L71 76L70 74H67ZM73 75H74V77H75V72L72 74V77H73ZM79 75L76 76V78H77V77L79 78V77H80ZM84 75H85V74H84ZM102 75H105V74H102ZM110 75H111V71H110L109 76H110ZM127 75H126V76H127ZM0 76H2V74H1ZM4 76H3V77H4ZM45 76H46V75H45ZM51 76H52V75H51ZM63 76H64V74H63ZM63 76H62V77H63ZM86 76H87V74H86ZM89 76L92 77L91 74H90ZM109 76H108V78L106 77L107 79H106L104 76H102V77L100 76V77H98V78H100V79L105 78V79H106V81L104 82V84H105V83L107 82V80H108L109 78L112 77V75H111L110 77H109ZM128 76H127V77H128ZM6 77H7V76H6ZM36 77H38V76H36ZM65 77H66V79H67V78H71V77H68V76H65ZM65 77H64V78H65ZM81 77H82V76H81ZM81 77H80V79H81ZM83 77H85V76H83ZM83 77H82V78H83ZM90 77H86V78H83V79H81V80L84 81V79H85L86 81L89 82V78H90ZM38 78H39V77H38ZM55 78H56V77H55ZM55 78L53 79V81H55V80L58 79L59 77H57L56 79H55ZM78 78H77L76 80H79ZM115 78H116V77H115ZM115 78L112 77L111 80H112V79L115 80ZM122 78H123V77H122ZM135 78H134V79H135ZM8 79H9V77H8ZM44 79H45V78H44ZM44 79H43L44 83H42L41 86H43V85L45 84V81H46V82L48 81V80H44ZM59 79L62 80L61 77H60ZM93 79L97 80L96 77H95V78L93 77ZM93 79H92V81H91V79H90V81L93 82V83H91V84H94V83L97 84V82L94 81ZM105 79H104V80H105ZM0 80H1V79H0ZM30 80H31V81H30ZM51 80H52V79H51ZM63 80H64V79H63ZM67 80H68V79H67ZM72 80L75 81V79H73V78H72ZM98 80H99V79H98ZM111 80H108V81H109V82H108L109 84H111V83H110ZM114 80H113V81H114ZM116 80H117V79H116ZM214 80H215V79H214ZM49 81H50V79H49ZM58 81H59V80H58ZM68 81H69V80H68ZM73 81H72V82H73ZM79 81H80V80H79ZM101 81H102V80H101ZM113 81H112V83H113ZM0 82H1V81H0ZM6 82H7V81H6ZM6 82H5V83H6ZM34 82H35V81H34ZM41 82H42V81H41ZM55 82H56V81H55ZM60 82H62V81H60ZM63 82H64V81H63ZM241 82H242V81H241ZM5 83H4V84H5ZM36 83H37V82H36ZM56 83H58V82H56ZM67 83H68V82H67ZM67 83H66V84H67ZM69 83H70V82H69ZM79 83L82 84V82H79ZM79 83H76V84H79ZM100 83L103 84V82H100ZM108 83H107V84H108ZM115 83H117V82H115ZM22 84H24V81H23ZM29 84H28L27 86H29ZM31 84H30V86H31ZM34 84H35V83H34ZM34 84H33V85H34ZM52 84H53V83H52ZM59 84H60V83H58V84H56V85H59ZM73 84H74V83H73ZM81 84H79V85L81 86ZM86 84H87V88H88V83L86 82ZM102 84H101V85H102ZM104 84H103V85H104ZM107 84H106V85H107ZM241 84H242V83H241ZM7 85H8V84H7ZM24 85H25V84H24ZM35 85H36V84H35ZM37 85H39V83H38ZM45 85H46V87H47L48 84H45ZM54 85H55V84H54ZM61 85L63 86V84H61ZM61 85H59V86L61 87ZM64 85H65V84H64ZM74 85H75V84H74ZM89 85H90V82H89ZM94 85H95V84H94ZM94 85H93V86H94ZM98 85H99V83H98ZM27 86H25V88H24V86H23V88H24V89H27V88H26ZM48 86H49V87H52V85L50 86V84H49ZM59 86H58V87H59ZM65 86H66V85H65ZM65 86H64V87H65ZM69 86H70V84H69ZM76 86H77V85H76ZM76 86H74V88H75ZM82 86H83V85H82ZM82 86H81V87H82ZM90 86H92V85H90ZM114 86H115V85H114ZM141 86H142L143 88H149V87H150V84H149L148 82H143V83L141 84ZM226 86H227V85H226ZM6 87H9V88L7 89ZM64 87H63V88H64ZM71 87H72V88H71V90H72V89H73V86L71 85ZM77 87H79V86H77ZM100 87H101V86H100ZM109 87H112V86L107 85V89H106V91H104V92H102V91H103V90H102L103 88H102V89H98L99 87H97V89L99 90V91H98L97 89H94V88L92 87V88H93L92 90H94V91L96 90L97 92H100L99 97H98L99 99L95 96L96 98H95V97H94V98L97 99L98 101H97V100H93V99H91V98H92V96H91L90 99H91V101H92V104L88 101V102H89V105H88V106H90V104H91V106L93 105V107H92V108H93V111H91V113L94 112V111H97V112H98L97 114H102V112H103V113H104V114H103V118H105V114H106L107 117L109 118V119H108V122H107L108 126H109L110 124L112 125L111 128H110L111 130L109 129L110 131L108 132V133H109V134H108L109 136L107 137V140L104 141V140L102 139V138L106 139V138H105L106 136H105V134H103V133H102L101 135H104L105 137H100V138H101L104 142L101 143V142H99L101 139H100V138H99V140L97 139L98 142H99V144L101 143L100 145H102L103 147H105V150H104L105 153H106V151H107V154H104V155H108L109 153H113V154H115L114 156H113V154L110 155V156H113L114 159H113V160H110V161L108 160V163H110L109 165H108V164H105V162H103V165H106V166H107L105 169H102V170H106V172H105L106 174H105L104 172H103V173L101 172V173L104 174V175H102V177H101V175H100L99 177L102 179L103 176H104V181H105V176H106L107 178H108V176H112V177L114 178L113 175H109V174L111 173V169H112V168L115 169V167H118V170H119V168H120V169H121V172H123L122 170L125 169V168H124L125 166H126V168H128V169H129V168H130V169L133 168L134 171H136L135 169H138V168H136V167H139L140 165H139V164L136 165L137 162H135V163L133 162V160H132L133 158H132V156L130 155V150H129L130 148H128V147H130L131 145H134V144L136 145V144L138 143V141H137V142H135V141L138 140V139L134 140V142H133V141H131L132 139L129 138V139H131V140L128 139V142L125 141L126 143H122V142H121V139L123 140L124 138H128V136H131V135H129V134H131V132H130V126H131V128H132V127L135 125V128H138V127L142 126V124H143L142 121H138V120L141 119V118H140V113L137 112L138 110H135V109H133V108H130L131 105L128 104V103H123V104H121V105H122L121 110L125 108L126 110H123V111H125L126 114H125L124 112H123L124 114L121 113V112L119 113V109H120V108L117 109V107H119V106H117V105L119 104V102H120L119 100H120L121 98H120V99L117 98L118 101H119L118 104H115L116 101H115L114 103L112 102L113 100L111 101V103L115 104V106H114L115 109H113V110L110 109L111 106L113 107V104H112V105L109 104V106H108V105H105V104H107V103L104 104V102H106V101H104V102H103V101H102V102L99 101V100H102V99H105V100H106V99H107V100L110 99V98H108L109 93H110L109 91H111V90H108ZM56 88H57V87H56ZM56 88H54V89H56ZM89 88H90V87H89ZM113 88H114V87H113ZM113 88H111V89H113ZM154 88H158V90H162L159 86H154ZM20 89H22V86L20 87ZM20 89H19V90H20ZM30 89H31V88H30ZM30 89H29V87H28L27 90L30 91ZM33 89H34V88H33ZM33 89L31 90L33 96H31V94H30V98H29V95H27L28 97L25 96V95L20 96V97H21L20 101H21V103H22L21 105H22L24 108H25V107L28 108L29 106H32V105L36 106V105H35V104H36L35 101H36L37 99H35V98H37V96H39V95H38L39 92H37V91H39V90L34 91L35 89H34V90H33ZM36 89H38V88H36ZM47 89H48V88H47ZM61 89H62V87H61ZM68 89H69V88H68ZM68 89H66V90H68ZM75 89H76V88H75ZM75 89H74V90H75ZM117 89H118V88H117ZM117 89H116V90H117ZM120 89H121V88H120ZM120 89H119V90H120ZM220 89H221V88H220ZM27 90H26V91H27ZM48 90H49V89H48ZM48 90H47V91H48ZM59 90H60V89H59ZM64 90H65V88H64ZM83 90L85 91V89H83ZM92 90L90 89V91H92ZM104 90H105V89H104ZM22 91H23V89H22ZM50 91H54V90L52 89V90H50ZM60 91H63V90H60ZM72 91H73V90H72ZM72 91H71V92H72ZM94 91H93V92H94ZM19 92H20V91H19ZM24 92H25V91H24ZM42 92H43V91H42ZM54 92H56V91H54ZM57 92H58V91H57ZM57 92H56V94H57ZM63 92H64V91H63ZM66 92H67V91H66ZM66 92H64V93L61 92V93L64 95V94H66ZM69 92H70V91H69ZM71 92H70V94H71ZM73 92H74V91H73ZM87 92H89V91H87ZM113 92H114V94L116 93L115 90H114ZM118 92H121V91H118ZM228 92H229V91H228ZM21 93H23V92H20V94H21ZM67 93H68V92H67ZM76 93H77V92H76ZM76 93H75V96H76L77 94H79V92H78L77 94H76ZM85 93H86V92H85ZM25 94H26V93H25ZM48 94H49V93H48ZM52 94H53V93H52ZM62 94H60V95H62ZM70 94H69V95H70ZM72 94L74 95V93H72ZM87 94H89V93H87ZM117 94H118V93H117ZM117 94H116V95H117ZM215 94H216V93H215ZM227 94H228V93H227ZM50 95H51V94H50ZM50 95H48V96H50ZM54 95H55V94H54ZM57 95H59V94H57ZM63 95H62V96H63ZM82 95H83V94H81V95H79V96H81L82 98L85 97V96H87V95H85V96H82ZM92 95H94V93H93ZM110 95L113 96L114 98H115V96H116V95L114 96V95H112V94H110ZM118 95H120V94H118ZM240 95H241V93H240ZM40 96L43 97V95H40ZM40 96H39V97H40ZM46 96H47V95H46ZM46 96H44L45 99H47V98L49 99V97L47 96V98H46ZM62 96H61V98H62ZM89 96H90V95H89ZM121 96H122V95H121ZM17 97H18V95H17ZM55 97H56V96H55ZM66 97H67V96H66ZM68 97H69V96H68ZM71 97H73V96H71ZM76 97H77V96H76ZM123 97H124V96H123ZM59 98H60V97H59ZM73 98H74V97H73ZM33 99H34L35 101H34V103H33L32 105H30V104H31V101H32ZM45 99H43V100H45ZM70 99H71V98H70ZM84 99H85V98H84ZM86 99L88 100V97H86ZM86 99H85V101H86ZM122 99H123V98H122ZM130 99H132V98H131V97H128V98L126 97V101H125V102H127V100H130ZM152 99H153V101H151ZM160 99H161V98L159 97V95H157L156 93H154V94L150 97V99H149V101H148V104H150L151 106L154 105V104H158L157 102H158ZM15 100H16V99H15ZM17 100L19 101V99H17ZM50 100H51V99H50ZM67 100H68V98L65 100V102H66ZM72 100H74V99H72ZM80 100H81V99H80ZM80 100H79V102L81 103ZM20 101H19V102H20ZM52 101H54V100H52ZM59 101H60V100H59ZM74 101H75V100H74ZM85 101H84V102H85ZM12 102H13V103H12ZM19 102H18V103H19ZM36 102H37V101H36ZM38 102H39V101H38ZM49 102H50V101H49ZM70 102H71V101H70ZM70 102H69V100H68V103H70ZM77 102H78V101H77ZM82 102H83V101H82ZM88 102H87V103H88ZM15 103H16V102H15ZM15 103H14V104H15ZM46 103H47V102H46ZM51 103H52V102H51ZM72 103H73V102H72ZM74 103H75V105H77L76 102H74ZM80 103H79V104H80ZM108 103H109V101H108ZM47 104H48V103H47ZM47 104H46V105H47ZM66 104H67V102L65 103V106H66ZM19 105H20V104H19ZM19 105H18V106H19ZM21 105H20V107H21ZM37 105H38V104H37ZM43 105H44V107L46 106L44 103H43ZM51 105L53 106V104H51ZM51 105H50V106H51ZM59 105H60V104H59ZM80 105H82V104H80ZM119 105H120V104H119ZM8 106H11V105H8ZM50 106L48 105V106H46V107L48 108V107H50ZM63 106H64V105H63ZM63 106H61V107H63ZM65 106H64V108H65ZM69 106H70V105L67 104V108H68ZM13 107H14V106H13ZM16 107H17V106H16ZM37 107H41V104H39ZM42 107H43V106H42ZM44 107H43V109H44ZM56 107H57V106H56ZM59 107H60V106H59ZM61 107H60V108H61ZM72 107H73V106H72ZM72 107H70V108H71V110L74 111V109H72ZM75 107H76V106H75ZM77 107H78V105H77ZM77 107H76V109H77ZM85 107H86V106H85ZM85 107H84V108H85ZM112 107H111V108H112ZM128 107H129V108H128ZM10 108H11V107H9V109H10ZM18 108H19V107H18ZM31 108H32V107H30L29 110H30ZM64 108H63V109H64ZM79 108H80V107H79ZM81 108H82V107H81ZM127 108H128V109H127ZM13 109H14V108H13ZM41 109H42V108H41ZM48 109L50 110V108H48ZM48 109H47V111H49ZM55 109H56V108H55V106H54V110H55ZM57 109H58V111L62 110V109H59L58 107H57ZM68 109H69V108H68ZM109 109H110L112 112L109 111ZM3 110L1 111L2 114H3ZM18 110H20V109H18ZM18 110H17V111H18ZM31 110H32V109H31ZM33 110H35L34 107H33ZM39 110H40V109H39ZM44 110H46V109H44ZM51 110H52V109H51ZM65 110H66V108H65ZM69 110H70V109H69ZM82 110H83V109H81V111H82ZM86 110H87V113L89 114L90 111L88 112V109H86ZM86 110H84V111H86ZM90 110H91V108H90ZM117 110H118V112H115V111H117ZM121 110H120V111H121ZM10 111H11V109H10ZM13 111H14V110H13ZM15 111H16V110H15ZM17 111H16V112H17ZM21 111H22V110H21ZM23 111H24V112H26V111L28 112V109H27L26 111H25V110H23ZM37 111H38V109H37ZM40 111H41V110H40ZM40 111H39V112H40ZM42 111H43V110H42ZM55 111H56V110H55ZM62 111H63V110H62ZM67 111H68V110H67ZM67 111H64V112L66 113ZM100 111H101V113H100ZM16 112H13V113H16ZM27 112H26V113H27ZM50 112H51V111H50ZM50 112H49V113H50ZM56 112H57V111H56ZM71 112H72V111H70V113H71ZM74 112H75V114L77 115L78 112H76V111H74ZM147 112H148V115H149V116H156V117L161 116V115L163 114V111H162V110H161V111L159 110V111H157V112H156V111H153V110H152V111H147ZM17 113H18V112H17ZM19 113H21V112L19 111ZM44 113H45V115L47 114L46 111H44ZM53 113H55V112H53ZM59 113H60V112H59ZM59 113H58V114H59ZM81 113L84 114L83 112H81ZM81 113H80V114H81ZM91 113H90V114H91ZM0 114H1V113H0ZM6 114H7V112H6ZM22 114H23V113H22ZM22 114H20V115H22ZM24 114H25V113H24ZM24 114H23V115H24ZM33 114L37 116L38 112H35V113H33ZM39 114H40V113H39ZM41 114H43V113H41ZM55 114H57V113H55ZM66 114H67V113H66ZM71 114H72V113H71ZM75 114H73V115H75ZM80 114H78V115H80ZM88 114H86V115L84 114L85 117L88 116ZM97 114H96V115H97ZM119 114H120V115H119ZM3 115H4V114H3ZM13 115H14V114H13ZM51 115H52V112H51ZM51 115L49 114V118H50ZM59 115H60V114H59ZM61 115H62V114H61ZM64 115H65V114H64ZM67 115H68V114H67ZM73 115H72V116H73ZM78 115H77V116H78ZM84 115H83V116H84ZM7 116H8V115H7ZM7 116H6V117H7ZM11 116H12V114H11ZM38 116H39V115H38ZM38 116H37V117H38ZM40 116H41V115H40ZM42 116H44V115H42ZM47 116H48V115H47ZM47 116H46V118H45L46 120H47ZM54 116L57 117L56 115H54ZM69 116H71V115L69 114ZM72 116H71V117H72ZM77 116H76V117H77ZM91 116H92V117H91ZM100 116H102V115H100ZM123 116H124L125 118H124ZM2 117H3V116H2ZM2 117H0V118H2ZM19 117H20V116H18V118H19ZM24 117H25V116H23V119H22V120H19V121H17V122H19V123L21 122L20 124H22L23 127L26 128V129L29 128V129H34V130H36V135H37V136H40V137H43V138H41L40 140H42V141L47 140V137H45L46 135H44V134L41 132V128H43V132H44V133H47V132H46L47 130L45 131L46 126H45V128H44V125H45V121H46V120H45V121L42 120V122H41L40 120H39V121H37V120L35 121V119H34L33 121H29V122H28L27 120H31V119H33L35 116H33V115L31 114V115H28L26 118H24ZM37 117H36V119H37ZM44 117H45V116H44ZM51 117L53 118V116H51ZM55 117H54V119H55ZM59 117H61V116H59ZM67 117H68V116H67ZM67 117L65 116V117H61V118H59V119L67 118ZM76 117H74L75 119H72V120L75 121V120H76ZM85 117H84V118H85ZM90 117H91V118H94V114H93V115L91 114ZM107 117H106V118H107ZM4 118H5V117H4ZM4 118H3V119H4ZM14 118H15V116H14ZM20 118H21V117H20ZM39 118L41 119V117H39ZM81 118H82V117H81ZM81 118H78V121H80L79 119H81ZM3 119H2V120H3ZM43 119H44V118H43ZM59 119H58V120H59ZM68 119H69V121L72 123V120L70 119V117L67 118V121H68ZM88 119H89V118H88ZM58 120L56 119L54 125H56V122L58 123ZM63 120H64V119H63ZM92 120H93V119H92ZM94 120H95V119H94ZM101 120H102V119H101ZM104 120H105V119H104ZM10 121H11V120H9V121L7 120V124H8V123H11ZM43 121H44V123H43ZM49 121L51 122L52 120L49 119ZM59 121L62 122V120H59ZM67 121H65V122H67ZM69 121H68V122H69ZM76 121H77V120H76ZM82 121H83V120H82ZM82 121H81V122H82ZM88 121H89V120H88ZM88 121H87V122H88ZM95 121H97V120H95ZM99 121H100V120H99ZM102 121H103V120H102ZM15 122H16V120H15ZM60 122H59V123H60ZM68 122H67V123H68ZM83 122H86V121H83ZM87 122H86V123H87ZM92 122H94V121H91V124H92ZM100 122H101V121H100ZM146 122H147V121H146ZM12 123L15 124L14 122H12ZM12 123H11V124H12ZM19 123H18V124H19ZM52 123H54V122H51V124H50V123H49V124L52 125ZM59 123H58V124H59ZM67 123H66V124H67ZM75 123H78V122H75ZM75 123H73V125H74ZM79 123H80V122H79ZM98 123H99V122H98ZM104 123H106V122L104 121ZM104 123H103V124H104ZM113 123H114V124H113ZM163 123H165V122H163ZM7 124L4 123L3 125L6 126ZM18 124H17V125H18ZM47 124H48V123L46 122V125H47ZM49 124H48V125H49ZM61 124H62V123H60L59 125H60L61 128H63V127L61 126ZM63 124H65V123H63ZM89 124H90V123H89ZM103 124H102V125H103ZM165 124H166V123H165ZM79 125H80V124H79ZM85 125H86V124H85ZM93 125H94V124H93ZM97 125H99V124H97ZM100 125H101V123H100ZM105 125H106V124H105ZM105 125H103V126H105ZM19 126H20V125H19ZM52 126H53V125H52ZM56 126H58V125H56ZM66 126H67V125H66ZM66 126H65V127H66ZM71 126H72V124H71ZM77 126H78V125H77ZM77 126H76V127H72V128H74V129H75V128H78ZM91 126H92V125H91ZM91 126L89 125L90 128H91ZM106 126H107V125H106ZM106 126H105V127H106ZM108 126H107L106 128H109V127H110V126H109V127H108ZM122 126H123L124 128H123ZM0 127H2V126H0ZM10 127H13V126H10ZM14 127H15V126H14ZM14 127H13V128H14ZM17 127H18V126H16V128H17ZM65 127H64V128H65ZM83 127H84V126H83ZM95 127H96V126H95ZM95 127L92 126V128H94V129H95ZM121 127H122V128H121ZM4 128H5V127H4ZM7 128H8V127H7ZM18 128L20 129V127H18ZM49 128H50V127H49ZM52 128H53V127H52ZM52 128H50V130H51ZM61 128H59V126H58V128H56V129H57V130L59 129L58 131H60ZM66 128H67V127H66ZM70 128H71V127H70ZM79 128H80V126H79ZM81 128H82V127H81ZM81 128H80V129H81ZM86 128H88V126L84 127V130H86ZM90 128H89L88 130L92 131ZM102 128H104V127H102ZM11 129H12V128H10L9 130H11ZM26 129H22V130H20L19 133H16V134H18V137H22V138L26 137V140H25L24 142L27 141V136H26L27 134H26V135L24 134L25 132L28 133V131H25ZM54 129H55V127H54ZM96 129H97V128H96ZM96 129H95V130H96ZM100 129H101V128H100ZM132 129H133V128H132ZM12 130H13V129H12ZM17 130H18V129H17ZM50 130H49V132H50ZM61 130H62V129H61ZM65 130H66V129H65ZM69 130H70V129H69ZM71 130H72V129H71ZM71 130H70L69 132H71ZM103 130H104V129H103ZM105 130H106V129H105ZM159 130H161V129H158V132H157V130H155V134H158V135H159L160 133L163 134V132H161V131H163V130H161V131H159ZM199 130H200V129H199ZM52 131H54V130L52 129ZM58 131H57V133L59 134ZM63 131H64V130H63ZM66 131H67V130H66ZM74 131H77V129H75ZM74 131L72 130V132H74ZM90 131H89V132H90ZM0 132H1V131H0ZM6 132H7V131H4V134H5ZM8 132H9V131H8ZM10 132H11V131H10ZM10 132H9L8 134H10ZM16 132H17V131H16ZM33 132H35V131H33ZM55 132H56V131H55ZM55 132H54V134H55ZM72 132H71V133H72ZM78 132H79V131H78ZM81 132H82V131H81ZM86 132H88V131H86ZM89 132H88V134L90 135ZM92 132L95 134L94 131H92ZM96 132H97V131H96ZM103 132L105 133V131H103ZM238 132H239V131H238ZM1 133H2V132H1ZM11 133H12V132H11ZM30 133H31V132H30ZM52 133H53V132H52ZM64 133H66V132H64ZM8 134H6V135L8 136ZM13 134H14V133H13ZM32 134H33V133H31V135H32ZM60 134H63V133L61 132ZM60 134H59V135H60ZM67 134H68V133H67ZM67 134H65V135H67ZM84 134L87 135V133H84ZM84 134H83V135H84ZM94 134H93V136H94ZM98 134H99V133H98ZM98 134H97V135H98ZM209 134H210V132H209ZM6 135H5V136H6ZM34 135H35V134H34ZM59 135H58V136H59ZM73 135H74V134H72V136H71L72 138H73ZM78 135H79V133H78ZM86 135H84V136L86 137ZM101 135L99 134L98 136H101ZM106 135H107V134H106ZM5 136H4V137H5ZM16 136H17V135H16ZM16 136H15V137H16ZM32 136H33V135H32ZM51 136H52V135H51ZM61 136H62V135H61ZM61 136H59V137H61ZM69 136H70V135H69ZM69 136L67 137L68 139L70 138ZM79 136H80V135H79ZM79 136H78V138H80ZM84 136H83V137H84ZM90 136H91V135H90ZM4 137H3V139H4ZM12 137H13V136H12ZM28 137H30V136H28ZM33 137H34V136H33ZM52 137L55 138L54 136H52ZM59 137H57V138H59ZM91 137H92V136H91ZM91 137H90V138H91ZM123 137H124V138H123ZM131 137H132V136H131ZM35 138H37V137H35ZM53 138H51V139H53ZM81 138H82V137H81ZM81 138H80V139H81ZM96 138H97V137H96ZM14 139H15V138H14ZM30 139H31V138H30ZM38 139H39V138H38ZM64 139H66V137H64ZM80 139H79V140H80ZM84 139H85V138H84ZM133 139H134V137H133ZM28 140H29V139H28ZM31 140H32V139H31ZM55 140H57V139H55ZM58 140H59V139H58ZM58 140L56 141V144H57V142H59ZM66 140H67V139H66ZM79 140H78V141H79ZM85 140H86V139H85ZM87 140L90 141V139H87ZM97 140H96V141H97ZM48 141H49V140H48ZM52 141H53L52 143L55 142L54 140H52ZM60 141H62V140H60ZM67 141H68V140H67ZM70 141H71V138H70ZM72 141H73V140H72ZM78 141H76V142H78ZM81 141H82V140H80L79 142L81 143ZM91 141H92V140H91ZM94 141H95V140H94ZM129 141H130V143H131V142H133V143H131V145H130ZM62 142H63V141H62ZM79 142H78V143H79ZM98 142H97V143H98ZM1 143H2V141H1ZM7 143H8V142H7ZM9 143H10V142H9ZM18 143H19V142H18ZM21 143H23V141H22ZM21 143H20V144H21ZM30 143H31V145H32V142H30ZM52 143H51V144H52ZM63 143H64V142H63ZM63 143H60V142H59L60 145H61V144L63 145ZM67 143H68V142H67ZM67 143H66V144H67ZM72 143H73V142H72ZM72 143H71V144H72ZM74 143H75V142H74ZM80 143H79V144H80ZM85 143H88V142L85 141ZM51 144H48V146L45 144V146H47V148H48V147L50 148L49 145H51ZM59 144H58V145H59ZM71 144H70V145H71ZM75 144H76V143H75ZM75 144H73V145H75ZM94 144H96V143H94ZM99 144H98V145H99ZM25 145H26V144H25ZM70 145H69V148H68V147H64L63 149H62V148H61V149H62L63 151H64V149H65V151H66V149H70V148H72V147H70ZM84 145H85V144H84ZM91 145H92V144H91ZM7 146H8V145H7ZM18 146H19V145H18ZM22 146H24V145H22ZM43 146H44V144H43ZM45 146L42 147V148H46ZM64 146H65V145H64ZM86 146H87V145H86ZM88 146H89V145H88ZM102 146H101V150H103V147H102ZM20 147H21V146H20ZM27 147H30V146L28 145ZM51 147H52V146H51ZM53 147H54V146H53ZM53 147H52V148H53ZM55 147H57V146H55ZM58 147H60V146H58ZM58 147H57V148H58ZM61 147H63V146H61ZM76 147H77V146H75V148H76ZM82 147H83V146H82ZM93 147H94V146H93ZM96 147H97V146H95V148H96ZM131 147H132V146H131ZM4 148H5V146H4ZM4 148H3V149H4ZM32 148H35V145H34V147H32ZM47 148H46V149H47ZM49 148L47 149V151L51 149V148H50V149H49ZM79 148H81V147H79ZM22 149H23V148H22ZM46 149H45V150H46ZM54 149H55V148H54ZM72 149H73V148H72ZM72 149H71V151H72ZM76 149H77V148H76ZM84 149L87 150V148H85V147H84ZM84 149H83V150H84ZM133 149H134V148H133ZM133 149H131V150H133ZM149 149H152V148H149ZM24 150H25L24 153H20V151H24ZM24 150H21V149H17V151L13 150V151L16 153V156H15V157H16V158H15L16 162H17V160L19 161L20 159H21L20 161H22L23 158H24V160H25V158H26L25 156L28 154V153H27L28 149H27V150L24 149ZM40 150H41V149H40ZM40 150H39V151H40ZM45 150H44V149L41 150L42 153L45 152ZM80 150L82 151V149H80ZM86 150H85V151H86ZM135 150H136V148H135ZM135 150H133V151H134V153H135V155H136V154L138 153V151L135 152ZM11 151H12V150H11ZM31 151H32V150H29L28 152L31 153ZM35 151H36V149H35ZM58 151H60V150H58ZM67 151H70V150H67ZM71 151H70V153H71ZM73 151H75V149H74ZM87 151H88V150H87ZM87 151H86V153H87ZM133 151H132V152H133ZM60 152H61V151H60ZM79 152H80V151H79ZM79 152H77V154H79ZM89 152H90V151H89ZM99 152H100V151H99ZM108 152H109V153H108ZM30 153H29V154H30ZM58 153H59V152H58ZM62 153H63V152H62ZM81 153H82V152H81ZM86 153H85V154H86ZM101 153H102V151H101ZM32 154H33V153H32ZM37 154H38V152H37ZM67 154H68V152H67ZM83 154H84V152H83ZM87 154H89V156H92V157L95 156V155H96V157L98 156L97 152H96L95 155H93V154L91 155L90 153H87ZM132 154H133V153H132ZM203 154H204V153H203ZM205 154H206V153H205ZM7 155H8V154H7ZM33 155L35 156V158H36V156H37L38 161H41V160H46V161H47V158H48V160H49V161L51 160L52 162L49 163V164H46V165H50V166L53 165V167H56V166H54L55 164H59V163L61 164L62 160H64V161H69V160H72V159H75V158H76V157L73 158L72 156H69V155H63L60 159L56 157V159L53 160L52 157H53V155H54V152H49V151H48V152H45L43 155H40V156H38V155H36V154H33ZM55 155H56V153H55ZM100 155H101V154H100ZM30 156H31V155H30ZM86 156H88V155H86ZM89 156H88V157H89ZM102 156H103V153H102ZM136 156H137V155H136ZM9 157H10V156H9ZM11 157H12V156H11ZM13 157H14V156H13ZM71 157H72V158H71ZM3 158H4V157H3ZM29 158H31V157H29ZM32 158L35 159L34 157H32ZM32 158L30 159L31 161H33ZM79 158H80V157H79ZM93 158H94V157H93ZM100 158H101V157H98V158H96V159H99V160H100ZM104 158H105L106 160L108 159V157L106 158V156L103 157L102 159H104ZM109 158L112 159V157H109ZM135 158H136V157H135ZM137 158L139 159V157H137ZM137 158H136V159H137ZM13 159H14V158H13ZM26 159H27V158H26ZM102 159H101V161H104V160H102ZM3 160H5V159H3ZM15 160H13V162H14ZM30 160H27L26 163L30 162ZM76 160L79 161L80 159L76 158ZM76 160H74V161H76ZM81 160H82L83 163H84V157H83ZM86 160H88V159H86ZM86 160H85V161H86ZM89 160H90V163H92L91 160H94V159H89ZM106 160H105V161H106ZM134 160H135V159H134ZM36 161H37V160H36ZM36 161L34 160L35 164H32L33 166L30 164L32 167H30L29 165H27V167H26V168H28V170H29L30 168H33L32 170L35 169V170H34L35 173H39V175H32L31 173H34V171L30 173V174L33 176L32 178L35 179V182H34L35 184H33V183H32V184L36 187V189H32V188H33V185L30 184L31 181H30V182L28 181V180H30V179L26 180V178H21L22 176H25V175H22V174L25 173V171L27 170V169L25 168L26 170L24 171V170H23L24 168L22 169V167H21L22 165L24 166L25 163L21 162L22 165H21V166H18L19 168L21 167V170L24 171L21 175L19 174L21 177H20V178H17V175H16V174H15L16 176H15V175L13 176L14 178H15V177L17 178V181H16V184H17V185H19V186H21V187H24L25 185L29 184V186H28L27 188H25V187H24V188H25V190H26V193H31V195H37V190H38V192H39V191H42V189H43V188L45 187V185L48 183L47 181H44V183H39V181H41V180L43 179V175H44V172H45V171H42V169H44V167H43L39 162H38L39 165H38V163L36 164ZM78 161H76V162H78ZM82 161H80V163H81ZM94 161H96V160H94ZM135 161H138V163H139V160H135ZM146 161H147V160H146ZM24 162H25V161H24ZM34 162H33V163H34ZM72 162H73V160H72ZM76 162H75V163H76ZM86 162H88V161H86ZM149 162H150V161H149ZM19 163H20V162H19ZM19 163H17V164H19ZM68 163L70 164L71 162H68ZM75 163H72V164L75 165V167H76V166L78 167V165H76ZM95 163H96V162H95ZM95 163H94V164H95ZM98 163H101V164H102V162H98ZM1 164H2V163H1ZM66 164H67V163H66ZM78 164H79V163H78ZM84 164H87V163H84ZM88 164H89V163H88ZM88 164H87V166L85 167V169H87ZM96 164H97V163H96ZM9 165H11V163H10ZM14 165H16V163H15ZM138 165H139V166H138ZM1 166H2V165H1ZM1 166H0V167H1ZM25 166H26V165H25ZM28 166H29L30 168H29ZM58 166H60V165H58ZM71 166H72V165H71ZM71 166H68V167H71ZM79 166H80V164H79ZM84 166H85V165H84ZM119 166H120V167H119ZM9 167H10V166H9ZM14 167H16V166H14ZM46 167H48V166H46ZM68 167H67V168H68ZM91 167H92V166H91ZM102 167H103V166H102ZM104 167H105V166H104ZM16 168H17V167H16ZM16 168H15V169H16ZM19 168H18V169H19ZM58 168H59V167H58ZM62 168H63V167H61V169H62ZM64 168H65V167H64ZM73 168H74V166H73ZM73 168H71V169H73ZM80 168H81V166H80ZM89 168H90V167H89ZM100 168H101V167H100ZM123 168H124V169H123ZM7 169H8V168H7ZM48 169L53 170L52 167H50V168H48ZM65 169H66V168H65ZM78 169H79V167H78ZM81 169H83V167H82ZM85 169H84V170H85ZM90 169H91V168H90ZM128 169H127V170H128ZM190 169H191V168H190ZM32 170H29V171H32ZM54 170H55V169H54ZM54 170H53V171H54ZM56 170H57V168H56ZM56 170H55V172H56ZM63 170H64V169H63ZM73 170H74V169H73ZM73 170H72V171H73ZM75 170H77V169H75ZM75 170H74V171H75ZM99 170H100V169H99ZM118 170H117V171H118ZM15 171H16V170H15ZM53 171H51V172H53ZM61 171H62V170H60V172H61ZM72 171H71V173H72ZM77 171H78V173H79V175H77V176H78V177H79V176L82 177V175H80V173H82V172H81V171L79 172V170H77ZM91 171H92V170H91ZM91 171L89 172V170H88V172H89V173L87 172L88 176L90 175ZM93 171H94V170H93ZM20 172H21V171H20ZM20 172H19V173H20ZM27 172H28V171H27ZM58 172H59V170H58ZM60 172H59V173H60ZM64 172H66V170H65ZM64 172H63V173H64ZM98 172H99V171H98ZM98 172H95V175H93V177H91V176H89V177H91L92 179L95 178V177L97 178L96 173H98ZM114 172H116V171L114 170ZM119 172H120V171H119ZM129 172L131 173L132 171H129ZM129 172L124 171V173H122L121 176H120V175L117 176V177H119V178H116V177H115L118 181L115 180V179L113 180V179L110 177V179L107 180V182H109V181H111V180L114 181V182H115V181H117V182L120 181V182H122V184H123V182H125V186H123V188H121L122 186H120V187H118V188H120L121 191H125V190H124L125 187H129L130 191H126V192H128V193L130 192V193H131V188H133L132 185H131L132 182H131V184H129V186H126V184L130 182V178H132V179L135 178V175H134L135 173L133 172L134 174L131 173V175H130ZM16 173L18 174V172H16ZM61 173H62V172H61ZM61 173H60V174H61ZM69 173H70V172H69ZM73 173H74V172H73ZM75 173H76V171H75ZM101 173H100V174H101ZM128 173H129V174H128ZM30 174H29V173H28V174L26 173V176L28 175V177H29ZM45 174H47V173H45ZM48 174H49V173H48ZM48 174H47V175H48ZM53 174H54V173H53ZM56 174H58V173H56ZM56 174H55V175H56ZM76 174H77V173H76ZM111 174H113V172H112ZM116 174H117V173H115L114 175L116 176ZM118 174H119V173H118ZM136 174H137V173H136ZM47 175H44V176H47ZM91 175H92V174H91ZM98 175H99V173H98ZM132 175H133V176H132ZM141 175H142V174H141ZM57 176H58V175H57ZM86 176H87V175H86ZM88 176H87V177H88ZM94 176H95V177H94ZM248 176H249V174H248ZM58 177H60V176H58ZM73 177H74V176H73ZM99 177H98V179H97L98 181H97L96 178H95V180L97 181V182H96V181H95V182H96L97 184H99L100 182L103 181V179H102V181L99 180ZM7 178H8V177H7ZM29 178H31V177H29ZM32 178H31V179H32ZM68 178H69V177H68ZM76 178H77V177H76ZM83 178H84V177H83ZM34 179H33V180H34ZM53 179H54V178H53ZM66 179H67V178H66ZM69 179H70V178H69ZM132 179H131V181H132ZM136 179H137V177H136ZM145 179H146V178H145ZM33 180H32V181H33ZM54 180H55V179H54ZM62 180H65V179H62ZM73 180H74V179H73ZM93 180H94V179H93ZM134 180H135V179H134ZM147 180H149V179H147ZM147 180H146V181H147ZM247 180H248V179H247ZM1 181H2V180H1ZM1 181H0V182H1ZM14 181H15V180H14ZM27 181H28V183H27ZM56 181H57V180H56ZM70 181H71V180H69L68 182H70ZM83 181H84V180H83ZM87 181H88V179H87ZM87 181H86V182H87ZM89 181H91V180L89 179ZM89 181H88V182H89ZM137 181H138V180H137ZM137 181H136V182H137ZM256 181H257V180H256ZM8 182H9V181H8ZM57 182H58V181H57ZM62 182H63V181H62ZM77 182H78V180H77ZM93 182H94V181H93ZM98 182H99V183H98ZM105 182H106V181H105ZM105 182L102 183V185L105 184ZM114 182H112V183H114ZM120 182H119L118 184H120ZM126 182H127V183H126ZM152 182H153V181H152ZM1 183H2V182H1ZM4 183H5V182H4ZM50 183H52V182H50ZM50 183H49V184H50ZM54 183H55V181H54ZM54 183H53V184H54ZM79 183H80V182H79ZM12 184H14V183H12ZM53 184H52V187H53ZM91 184H92V183L89 182V184H88L87 186H90ZM108 184H109V183H108ZM149 184H150V183H149ZM149 184H148V185H149ZM14 185H15V184H14ZM54 185H55V184H54ZM56 185H58V184H56ZM56 185H55V186H56ZM60 185H62V184H60ZM69 185H71V184H69ZM69 185H68V186H69ZM72 185H73V184H72ZM82 185H83V184H82ZM85 185H86V183H85ZM93 185L96 186V184H93ZM99 185H101V184H99ZM99 185H97V186L99 187ZM106 185H107V184H106ZM106 185H105V186H106ZM111 185H113V184H110V185L108 186V188H109V187H112ZM156 185H157V184H156ZM1 186H2V185H1ZM47 186H48V185H47ZM63 186H64V185H63ZM68 186H67V187H68ZM73 186H74V185H73ZM76 186H77V185H76ZM76 186H74V187H76ZM114 186H116V185L114 184ZM258 186H259V185H258ZM13 187H14V186H13ZM17 187H18V186H17ZM52 187H51V188H52ZM61 187H62V186H61ZM70 187H71V186H70ZM106 187H107V186H106ZM106 187H105V188H106ZM148 187H149V186H148ZM150 187H151V186H150ZM247 187H248V186H247ZM247 187H246V188H247ZM45 188H46V187H45ZM56 188H57V187H56ZM56 188H53V189L55 190ZM62 188H63V187H62ZM68 188H69V187H68ZM89 188H91V191H90V192H91V194H94L95 197H96V196L99 197V195H101V192H103V191H100V189H98L97 187H94V188H96V189H94V190L92 189L91 186H90ZM108 188H106V189H108ZM118 188H116V189H118ZM135 188H137V186H136ZM135 188H134V189H135ZM255 188H256V187H255ZM4 189H5V188H4ZM11 189H12V187H11ZM21 189H23V188H21ZM21 189H20V191H21ZM58 189H59V187H58ZM64 189H65V188H64ZM69 189H71V188H69ZM87 189H88V188H87ZM110 189H114V187H112V188H110ZM122 189H123V190H122ZM126 189H127V188H126ZM150 189H153V188H150ZM157 189H158V188H157ZM0 190H1V188H0ZM12 190H13V189H12ZM15 190L17 191V190H19V189H18V188L16 189V187H15ZM23 190H24V189H23ZM44 190H45V189H44ZM46 190H49V187H48V189H46ZM89 190H90V189H89ZM102 190H103V189H102ZM104 190H105V189H104ZM132 190H133V189H132ZM139 190H140V189H139ZM161 190H162V189H161ZM13 191H14V190H13ZM51 191H52V190H51ZM58 191H60V190H58ZM61 191H62V190H61ZM68 191H69V190H68ZM70 191H71V190H70ZM85 191H87V190H85ZM106 191H107V190H106ZM108 191H109V189H108ZM112 191H113V190H112ZM115 191L117 192V190H115ZM118 191H119V190H118ZM121 191H120V193H123V192H121ZM149 191H150V190H149ZM156 191H158V190H156ZM166 191H167V190H166ZM6 192H7V191H6ZM8 192H9V191H8ZM8 192H7V193H8ZM18 192H19V191H18ZM24 192H25V191H24ZM45 192H46V191H45ZM135 192H136V191H135ZM163 192H164V191H163ZM1 193H2V192H1ZM7 193H6V194H7ZM13 193H14V192H13ZM13 193H12V194H13ZM16 193H17V192H16ZM19 193H20V192H19ZM21 193H23V191H22ZM62 193H63V192H62ZM104 193H107V192L104 191ZM108 193H109V192H108ZM120 193L118 192V194H120ZM124 193H125V192H124ZM137 193H138V192H137ZM137 193H136V195H137ZM139 193H140V192H139ZM158 193H159V192H158ZM3 194H4V191H3ZM6 194H4V195H6ZM10 194H11V191H10ZM14 194H15V193H14ZM59 194H61V193H59ZM69 194H70V193H69ZM72 194H73V193H72ZM83 194H85V193H83ZM110 194H112V193H110ZM125 194L127 195V193H125ZM0 195H1V194H0ZM24 195H25V194H23V196H24ZM29 195H30V194H29ZM29 195L27 194V196H24V197H27V200H28V196H29ZM43 195H44V194H43ZM104 195H105V196H108V195H106V194H104ZM104 195H101V196H104ZM120 195H121V194H120ZM120 195H118V196H120ZM126 195H125V197H126ZM136 195H135V196H136ZM140 195H141V194H140ZM158 195L161 196V194H158ZM162 195H163V194H162ZM168 195H169V194H168ZM255 195H256V194H255ZM7 196L9 197L10 195H7ZM89 196H90V195H89ZM114 196H115V195H114ZM116 196H117V195H116ZM116 196H115V199H118L119 197L117 196L118 198H116ZM128 196H129V195H128ZM130 196H131V195H130ZM163 196H165V195H163ZM1 197H2V196H1ZM3 197L5 198V196H3ZM13 197H14V196H13ZM18 197H19V196H17L16 198H18ZM21 197H22V196H21ZM30 197H31V196H30ZM30 197H29V198H30ZM32 197H33V196H32ZM63 197H64V196H63ZM70 197H71V196H70ZM110 197H113V195L110 196ZM110 197H109V198H110ZM122 197H123V195H122ZM255 197H256V196H255ZM6 198H7V197H6ZM16 198H14V199H16ZM19 198H20V197H19ZM19 198H18V199H19ZM33 198H34V197H33ZM87 198H88V197H87ZM106 198H107V197H106ZM106 198H105V200H106ZM152 198H154V197H152ZM159 198H160V197H159ZM161 198H162V197H161ZM30 199H32V198H30ZM95 199L98 200L97 198H95ZM100 199H103V200H104V197H103V198L101 197ZM100 199H99V200H100ZM112 199H114V198H112ZM128 199H130V198H128ZM20 200H21V198H20ZM33 200H34V199H33ZM73 200H74V199H73ZM85 200H86V199H85ZM87 200H88V199H87ZM108 200H109V199H108ZM108 200H106V203H107V204H103V206H101V210H98V212H99L101 215H103V213H105V212H110L111 209H113V207H115V208L118 209V210L121 209V208H120L121 206H120L119 204H115V201H116V200H115V201L113 200L114 202H113L112 200H110L109 202H107ZM122 200H123V199H121L120 202H123ZM154 200H155V199H154ZM164 200H165V199H164ZM0 201H1V200H0ZM2 201L4 202V200H2ZM16 201H17V200H16ZM21 201H23V200H21ZM24 201H26V198H25ZM24 201H23V202H24ZM29 201H31V200H29ZM80 201H81V200H80ZM83 201H84V200H83ZM128 201H129V200H128ZM149 201H150V200H149ZM161 201H162V199L160 200V202H161ZM5 202H6V201H5ZM75 202H76V201H75ZM90 202H91V201H90ZM129 202H130V201H129ZM138 202H139V201H138ZM163 202H164V201H163ZM25 203H26V202H25ZM25 203H23V204H25ZM27 203H28V201H27ZM31 203L34 205V202H33V201H31ZM68 203H69V202H68ZM117 203H119V202L117 201ZM153 203H155V202H153ZM156 203H157V202H156ZM156 203H155V204H156ZM2 204H4V203H2ZM2 204H0V206H1ZM85 204H86V203H85ZM127 204H128V203H127ZM149 204H150V203H149ZM149 204H148V205H149ZM250 204H251V203H250ZM12 205H13V204H12ZM17 205H18V203H17ZM25 205H26V204H25ZM25 205H23L24 208L27 207V205H26V206H25ZM69 205H70V204H69ZM98 205H99V204H98ZM100 205H102V203H100ZM121 205H122V203H121ZM125 205H126V204H125ZM125 205L122 206V207L125 208V207H126ZM2 206H3V205H2ZM20 206H22V204H21ZM28 206L30 207L29 204H28ZM88 206H89V205H88ZM91 206H92V205H91ZM149 206H150V205H149ZM149 206H148V208H149ZM151 206H154V205L151 203ZM156 206H157V204H156ZM248 206H249V205H248ZM248 206H247V207H248ZM33 207H34V206H33ZM33 207H31V208H33ZM140 207H141V206H140ZM158 207H160V206H158ZM161 207H162V206H161ZM0 208H1V207H0ZM4 208H5V207H4ZM21 208H22V207H21ZM36 208H37V207H36ZM36 208H35V209H36ZM94 208H96V207H94ZM132 208H134V207H132ZM141 208H142V207H141ZM162 208H163V207H162ZM1 209H3V208H1ZM22 209H23V208H22ZM25 209L27 210L28 207L25 208ZM69 209H70V208H69ZM87 209L89 210V207H88ZM87 209H86V210H87ZM128 209H129V208H128ZM135 209H136V207H135ZM151 209L154 210V209H156V208H155V206H154V209H153V208H151ZM158 209H159V208H157V210H158ZM4 210H5V209H4ZM26 210H25V211H26ZM30 210H31V209H30ZM38 210H39V209H38ZM75 210H76V209H75ZM121 210H123V209H121ZM124 210H125V209H124ZM138 210H139V209H138ZM148 210H150V209H148ZM152 210H151V211H152ZM157 210H155V211H157ZM246 210H247V209H246ZM1 211H2V210H1ZM35 211H36V210H35ZM41 211H42V210H41ZM89 211H91V210H89ZM126 211H127V208H126ZM132 211H134V210H132ZM151 211H150V212H151ZM238 211H239V210H238ZM21 212H23V211L21 210ZM29 212H30V211H29ZM29 212H28V213H29ZM36 212H37V211H36ZM78 212H79V211H78ZM95 212H96V211H95ZM111 212H112V211H111ZM117 212L120 214L121 211L119 210V211H116L115 213L118 214ZM128 212H129V211H128ZM150 212L147 211L148 214H149ZM153 212H154V211H153ZM153 212H152V213H153ZM158 212H159V211H158ZM158 212H157V213H158ZM259 212H260V211H259ZM23 213H24V212H23ZM90 213H91V212H90ZM93 213H94V212H93ZM112 213H114V212H112ZM122 213L124 214V211H123ZM125 213H126V212H125ZM131 213H132V212H131ZM155 213H156V212H154V214H155ZM252 213H253V212H252ZM1 214H2V212H0V215H1ZM3 214H4V213H3ZM19 214H20V213H19ZM29 214H30V213H29ZM54 214H55V213H54ZM59 214H60V213H59ZM128 214H129V213H128ZM135 214H137V211H136ZM248 214H249V213H248ZM4 215H5V214H4ZM8 215H9V214H8ZM27 215H28V214H26V216H27ZM32 215H33V213H32ZM60 215H61V214H60ZM84 215H85V214H84ZM109 215H110V214H109ZM120 215H121V214H120ZM132 215H133V214H132ZM150 215H151V214H150ZM152 215H153V214H152ZM258 215H259V214H258ZM24 216H25V214H24ZM58 216H59V215H58ZM63 216H64V215H63ZM97 216H98V215H97ZM116 216H117V215H116ZM126 216H127V215H126ZM146 216H147V214L145 215V218H146ZM153 216H154V215H153ZM155 216H156V215H155ZM253 216H254V215H253ZM6 217L8 218L7 215H6ZM22 217H23V216H22ZM88 217H90V216H88ZM118 217H121V216H118ZM128 217H129V215H128ZM132 217H133V216H132ZM135 217H136V216H135ZM150 217H151V216H149L148 218H150ZM242 217H243V216H242ZM261 217H263V216H261ZM3 218H4V217H2V219H3ZM7 218H5V221H4V220H1V221H2V222H6V224H9L10 219H9V218L7 219ZM29 218H30V216H29ZM33 218H34V217H33ZM44 218H47L46 215L44 216ZM44 218H43V220H44ZM76 218H77V217H76ZM78 218H79V217H78ZM133 218H134V217H133ZM148 218H147V219H148ZM41 219H42V218H41ZM48 219H49V218H48ZM255 219H256V221H258L259 218H255ZM18 220H19V219H18ZM20 220H21V219H20ZM90 220H91V218H90ZM90 220H89V221H90ZM122 220H123V219H122ZM137 220H138V219H137ZM142 220H143V219H142ZM235 220H236V219H235ZM248 220H249V219H248ZM259 220H260V219H259ZM261 220H262V219H261ZM44 221H45V220H44ZM151 221H152V220H151ZM244 221H245V220H244ZM2 222H0V223L2 224ZM11 222H12V221H11ZM27 222H28V221H27ZM48 222H49V221H48ZM82 222H83V221H82ZM99 222H100V221H99ZM103 222H104V221H103ZM112 222H113V221H112ZM235 222H236V221H235ZM262 222H263V221H262ZM13 223H14V221H13ZM21 223H22V222H21ZM43 223H44V222H43ZM43 223H42V225H43ZM84 223H85V222H84ZM90 223H91V221H90ZM121 223H122V222H121ZM142 223H143V222H142ZM142 223H141V224H142ZM144 223H145V222H144ZM149 223H150V222H149ZM6 224H5V225H6ZM45 224H46V223H45ZM45 224H44V225H45ZM76 224H77V223H76ZM78 224H79V223H78ZM82 224H83V223H82ZM110 224H111V223H110ZM110 224H108V225H110ZM126 224H127V223H126ZM141 224H140V225H141ZM153 224H154V223H153ZM237 224H238V223H237ZM3 225H4V224H2V226H3ZM10 225H12V224L10 223ZM21 225H22V224H21ZM47 225H48V224H47ZM87 225H88V224H87ZM95 225H96V224H95ZM136 225H137V224H136ZM138 225H139V224H138ZM147 225H149V224H147ZM147 225H145V226H147ZM225 225H226V224H225ZM261 225H262V224H261ZM2 226H1V227H2ZM6 226H7V225H6ZM61 226H62V225H61ZM98 226H99V225H98ZM101 226H102V225H101ZM127 226H128V225H127ZM236 226H237V225H236ZM15 227H16V226H15ZM17 227H18V226H17ZM27 227H29V226H27ZM39 227H40V226H39ZM41 227H42V226H41ZM78 227H79V226H78ZM87 227H88V226H87ZM142 227H143V226H142ZM157 227H158V226H157ZM251 227H252V226H251ZM259 227H260V226H259ZM3 228H4V227H3ZM10 228H11V227H10ZM23 228H24V227H23ZM23 228H21V229H23ZM45 228H46V227H45ZM74 228H75V227H74ZM111 228H112V227H110L109 230H110ZM131 228H132V227H131ZM136 228H137V227H136ZM138 228H140V226H139ZM138 228H137V230H138ZM5 229H6V228H5ZM5 229H3V230L0 229V239H4V241H5V242H8V243H9L10 240H11V242L13 241L14 244L16 243V245L18 246L19 254H20V255L17 256L18 258H16V257H15V258H13V257L11 258L10 255L7 256V255L5 254V255H6V256H5V255H3V254H2V255L0 254V264H14L15 261H18V263L21 262L20 264H23V263L25 264L26 262H27L28 264H31V263H29L30 261H31V262H32V261H35L36 264H43V263L46 261L45 258H44L45 260H42V261H40V262H39L37 259H35V258H36V254H34V255H35V256H34L33 253H31V250L34 251L36 248L38 249V247H37V243L35 242V244H34V240H32V241H33V244H31L32 241L30 242L29 239H28V241H26V240H25L26 236H24L25 238H23V235L25 234V232L23 233V235H20V234H22L21 232H19L20 234L17 235L18 232L16 231L17 234H16V233H15V234L13 233V234H14L15 236L17 235L18 237H14V236H12V234H11V235L7 234ZM12 229H13V228H12ZM12 229H11V230H12ZM99 229H100V228H99ZM120 229H122V228H120ZM123 229H124V226H123ZM255 229H257V228H255ZM17 230H18V229H17ZM26 230H27V229H26ZM87 230H88V229H87ZM93 230H94V229H93ZM93 230H92V231H93ZM100 230H101V229H100ZM109 230H106V232H111V231H109ZM111 230H112V229H111ZM131 230H133V229H131ZM245 230H246V229H245ZM7 231H8V230H7ZM29 231H30V230H29ZM29 231H28V232H29ZM33 231H34V230H33ZM33 231H32V233H33ZM35 231H37V230H35ZM35 231H34V232H35ZM44 231H46V230H44ZM76 231H77V230H76ZM102 231H103V229H102ZM104 231H105V228H104ZM120 231L122 232L123 230H120ZM236 231H237V230H236ZM249 231H250V230H249ZM249 231H248V232H249ZM10 232H11V231H10ZM10 232H9V233H10ZM22 232H23V231H22ZM26 232H27V231H26ZM30 232H31V231H30ZM39 232H42V231L40 230ZM238 232H239V231H238ZM84 233H85V232H84ZM102 233H103V232H102ZM116 233H118V232H116ZM228 233H229V232H228ZM26 234H28V233H26ZM40 234H41V233H40ZM44 234H45V233H44ZM52 234H53V233H52ZM98 234H99V233H98ZM100 234H101V233H100ZM121 234H122V233H121ZM238 234H239V233H238ZM254 234H255V233H254ZM29 235H30V234H29ZM42 235H43V234H42ZM47 235H48V234H47ZM106 235H107V234H106ZM108 235H109V234H108ZM123 235H125V234H123ZM123 235H122V236H123ZM242 235H243V234H242ZM246 235H247V234H246ZM67 236H68V235H67ZM130 236H131V235H130ZM233 236H234V235H233ZM38 237H39V235H38ZM124 237H125V236H124ZM126 237H128V236H126ZM135 237H136V236H135ZM135 237H134V238H135ZM235 237H236V236H235ZM250 237H251V236H250ZM43 238H44V236H43ZM87 238H88V237H87ZM87 238H86V240H85L86 244L84 243V244H85V247H86V250H87V248H91V247L94 248V249H89V250H91V252H92V250H94V252H95L96 250H99V249H100V247H97L98 242L93 241V239L95 240V238H93V239H92L91 237H90L91 239H90V238L87 239ZM114 238H115V237H114ZM118 238H119V237H118ZM121 238H122V237H121ZM129 238H131V237H129ZM139 238H140V237H139ZM139 238H136V239H137V240H140ZM144 238H145V237H144ZM224 238H225V237H224ZM9 239H10V240H9ZM26 239H27V238H26ZM44 239H45V238H44ZM62 239H63V238H62ZM136 239H135V240H136ZM145 239H146V238H145ZM238 239H239V238H238ZM63 240H64V239H63ZM83 240H84V238H83ZM125 240H126V239H125ZM129 240H130V239H127L126 241H129ZM235 240H236V239H235ZM1 241H3V240H1ZM4 241H3V242H4ZM43 241L45 242V240H43ZM133 241H134V239L132 240V242H133ZM251 241H252V240H251ZM11 242H10V243H11ZM99 242H100V241H99ZM117 242H118V241H117ZM141 242H142V241H141ZM231 242H232V241H231ZM8 243H7V244H8ZM13 243H12V245H14ZM39 243H40V242H38V244H39ZM45 243H47V242H45ZM128 243H131V241H129ZM155 243H156V242H155ZM3 244H4V243H3ZM42 244H43V243H42ZM87 244L91 245V247H87V246H88ZM143 244H144V243H143ZM8 245H9V244H8ZM16 245H15V246H16ZM28 245H30L31 247H29ZM39 245H40V244H39ZM44 245H45V244H44ZM115 245H116V244H115ZM119 245H120V244H119ZM125 245H127V243H126ZM132 245H133V244H132ZM132 245H131V247L128 246L129 248H128V251H127V252H128L129 255L132 254V255L137 256L136 254L139 253V252H137V248L140 247V244H139V245H138V244H135V245H138V246H135L134 249H133V246H132ZM144 245H145V244H144ZM17 246H16V247H17ZM40 246H41V245H40ZM42 246H43V245H42ZM42 246H41V248H42ZM162 246H163V245H162ZM222 246H223V245H222ZM260 246H261V245H260ZM50 247H51V246H50ZM125 247H126V246H125ZM156 247H157V246H156ZM256 248H257V247H256ZM6 249H7V248H6ZM9 249H10V248H9ZM11 249H12V248H11ZM39 249H40V248H39ZM43 249H44V247H43ZM48 249H49V248H48ZM50 249H51V248H50ZM50 249H49V250H50ZM70 249H71V248H70ZM102 249H104V247H103ZM123 249H124V248H123ZM4 250H5V249H4ZM15 250H17V249H15ZM45 250H46V249H44L43 251H45ZM89 250H88V251H89ZM105 250H106V249H105ZM116 250H117V249H116ZM147 250H148V249H147ZM1 251H2V250H0V252H1ZM37 251H38V250H37ZM40 251H41V250H40ZM73 251H74V250H73ZM106 251H108V250H106ZM120 251H121V250H120ZM138 251H139V250H138ZM261 251H263V250H261ZM38 252H39V251H38ZM114 252H115V250H114ZM121 252H122V251H121ZM125 252H126V251H125ZM141 252H142V251H141ZM141 252H140V253H141ZM148 252H149V251H148ZM8 253H9V252H8ZM17 253H18V250H17ZM17 253H16V254H17ZM35 253H36V252H35ZM39 253H40V252H39ZM110 253H111V252H110ZM112 253H113V252H112ZM118 253H119V252H118ZM130 253H131V254H130ZM16 254H13V255L15 256ZM40 254H41V253H40ZM40 254H39V255H40ZM54 254H55V253H54ZM54 254H53V255H54ZM57 254H58V253H57ZM98 254H99V256L101 255V253H99V252H98L96 255H98ZM104 254H105V252H104ZM113 254H114V253H113ZM123 254L125 255L124 252H123ZM126 254H127V253H126ZM147 254H148V253H147ZM102 255H103V254H102ZM121 255H122V254H121ZM124 255H123V256H124ZM129 255H128V256H129ZM29 256L32 257V260H29V258H26V257H29ZM66 256H67V255H66ZM99 256H98V259H99ZM111 256H112V255H111ZM116 256H117V255H116ZM118 256H119V254H118ZM123 256H121V257H123ZM146 256H147V255H146ZM259 256H260V254H259ZM259 256H258V257H259ZM8 257H10L11 259L8 258ZM31 257H30V259H31ZM54 257H55V256H54ZM100 257H101V256H100ZM131 257H133V256H131ZM142 257H143V256H142ZM7 258H8V260H7ZM95 258H96V256H95ZM118 258H119V257H118ZM136 258H137V257H136ZM146 258H147V257H146ZM146 258H145V259H146ZM254 258H255V257H254ZM16 259H17V260H16ZM88 259H90V258L88 257ZM98 259H96V260H98ZM101 259H102V258H101ZM121 259H122V258H121ZM132 259H134V258H132ZM244 259H245V258H244ZM252 259H253V258H252ZM21 260L24 261V262H22ZM53 260H54V259H53ZM114 260H117V259H114ZM119 260H120V259H119ZM49 261H50V260H49ZM68 261H69V259H68ZM71 261H73V260H71ZM71 261H69V262H71ZM91 261H92V260H91ZM102 261H104V260H101V262H102ZM144 261H145V260H144ZM247 261H248V260H247ZM50 262H51V261H50ZM69 262H68V263H69ZM104 262H107V259H106V261H104ZM123 262H124V261H123ZM127 262H128V261H127ZM137 262H139V261H137ZM256 262H257V261H256ZM15 263H17V262H15ZM27 263H26V264H27ZM72 263H73V262H72ZM93 263H94V262H93ZM95 263H96V262H95ZM102 263H103V262H102ZM110 263H111V262H110ZM115 263H116V264H119L118 262H116V261L114 262V261H113V264H115ZM121 263H122V262H121ZM130 263H131V261H130ZM130 263H129V264H130ZM149 263H150V262H149ZM242 263H243V262H242ZM244 263H245V262H244ZM248 263H249V262H248ZM84 264H85V263H84ZM99 264H100V263H99ZM104 264H105V263H104ZM106 264H108V263H106ZM127 264H128V263H127ZM134 264H135V263H134ZM143 264H144V263H143Z\"/></svg>","mask_w":264,"mask_h":264},{"label":"snow or ice","instance_id":"3","mask_svg":"<svg viewBox=\"0 0 264 264\" xmlns=\"http://www.w3.org/2000/svg\"><path fill=\"white\" fill-rule=\"evenodd\" d=\"M49 2H51V0H49ZM62 2H63V0H61V3H62ZM181 2L183 3V2H185V0H181ZM241 2H243V0H241ZM259 2H260L261 4H264V0H259ZM205 3H208V0H205ZM247 7H251V4H247ZM73 10H74V9H73ZM120 14L123 15L122 12H121ZM252 22L255 23V21H252ZM89 23H92V21L90 20ZM95 26L98 27L99 25H95ZM116 31H119V29L117 28ZM78 38L81 39V40H83V37H78ZM85 43H87V42L85 41ZM89 47H91V45H89ZM36 55H38V53H37ZM65 66L67 67V65H65ZM69 71H71V69H70ZM101 87L104 88L105 90L107 89V85H106V84L101 85ZM117 91H119V89H117ZM49 106H50V104H49ZM49 127H51V125H49ZM41 132H42L44 135H48V136H51V135H52V132H51V131H50V132H47V133H44V132H43V128H41ZM227 135H228V136H231V131H230ZM19 138L22 139V137H19ZM37 139H38V138H37ZM52 142H53L52 140H49V141H48V143H52ZM61 143H62V142H61ZM37 146H38V145H37ZM2 147H3V145H0V148H2ZM13 147H15V145H13ZM64 147H69V146H68V145H65ZM70 147L74 148L75 146H73V144H72ZM221 150H223V149H221ZM62 151H63V150H62ZM44 153H45V152H43V153H41V154L43 155ZM63 155H67V154H65V153H64V154H61V156H63ZM71 155L75 158L76 155H77V153H76L75 151H72V152H71ZM262 155H264V153H262ZM56 156H57V155L54 154L53 157H52V159L55 160V159H56ZM229 159H232V157H229ZM51 162H52V161L50 160L49 163H51ZM0 163H4V161H0ZM61 166H65L64 163H61ZM20 170H21V169H17V171H20ZM0 171H6V169H0ZM42 171L48 172L49 175L44 176L43 179H42L41 181H39V183H44V181H53V182H54V180H53V174L51 173V169H42ZM209 171L211 172V169H209ZM32 175H39V173H33ZM213 175H215V176H219L220 173H219V172H215V173H213ZM228 178H229V177H224V179H228ZM219 182H220V184H222V183H223V179H222V180H219ZM240 182H241V181H240V176H239V178L236 180V183H237V184H240ZM65 183H66V181H65ZM109 183H111V181H109ZM30 184H31V183H30ZM28 186H29V184L25 185L24 187L27 188ZM4 188H5L7 191H11V190H12V189L10 188V186H8L7 184L4 185ZM32 189H36V187L33 185V188H32ZM61 190H63V189H61ZM73 191H75V189H73ZM109 191L112 192V195H118V192L112 191V189H109ZM17 193H19V192H17ZM17 193H15V194H17ZM3 199H5V198H4V197H0V200H3ZM120 199H124V197L121 196ZM79 200L83 201V200H84V197H80ZM94 200H96V199H94ZM94 200H92V201H94ZM96 202H97V201H96ZM125 204L127 205L126 200H125ZM95 205H96L95 203L92 204L93 207H95ZM4 206L7 207V204L5 203ZM17 207H19V205H17ZM69 207H71V205H69ZM77 207H78V208H81V209H87V208H88V205H86L85 203H79V204H77ZM128 207L131 208V205H128ZM197 207H198V206H197ZM237 207H239V206L237 205ZM117 210H118V209H116L115 207H113V209H111L112 212H116ZM31 211H34V210H31ZM80 212L86 214V215L82 216V217L79 219V220L85 221V223L81 224V227H83L85 224H88V227H89V228H93V229H94V228H95V223H91V224H89L88 221H87V219H86V217L89 216L88 211L85 210V211H80ZM96 214H97V215H100V213H96ZM41 215H42V216H45V213L42 212ZM215 215H219V214H218V213H215ZM103 216L106 217L107 219H112V217L108 215V212L103 213ZM61 219H63V217H61ZM121 219H123V220H127V217L124 216L123 213H121ZM138 222H139V221H137V223H138ZM112 223L115 224V225H117V227H119V225H120V223H119L118 220H113ZM158 223H159V222H158ZM190 223H191L192 225H194V226L196 227L197 230H196L195 232H193V234H192L191 236L186 235V232H180V235L177 236V239L181 241V243L178 245L179 248H183V247H184V243H187V242H195V241H200V240H201L200 237H201V234L203 233V230L199 229V226L195 224V221H194V220L190 221ZM226 223H230V221H227ZM128 224H129L131 227L135 228V225L132 224L131 221H128ZM101 225H102V228H108V227H109L108 225H107V226H103L104 224H101ZM159 225H160V227H164V224H162V223L159 224ZM49 226H51V225H49ZM5 227H6V225H5ZM72 227H75V225H72ZM149 227L151 228L152 225H149ZM208 227H212V226H211V225H208ZM70 230H72L71 227H70ZM65 234H66V233H65ZM111 234H112L111 236H114V235H115V230H111ZM145 234H147L148 239H151V237L156 236V232H149V231H148V228L143 229L142 232H138V233H136V235H137L138 237H143V236H145ZM162 234H163V233H161V235H162ZM169 234L172 235V236H176L177 233H176V232L169 231ZM215 235H216V236H221V237H223V236H224V233H223V232H216ZM203 236H204V241H207V240H209V239L211 238L210 236H208L207 233H203ZM185 237H187V240H185ZM230 239H231L230 236H229L228 239H225V238H224V240H222V241H223V244H227L228 240H230ZM95 240H99V241H100V244L97 245V247H100V248H103V246L109 242V240L105 239L103 235L97 236ZM147 242H148L147 240H144V241H143V243H147ZM82 243H83V242H82ZM196 247L199 248L200 245L197 244ZM256 247H259V245H256ZM81 250H83V249H81ZM175 250H176V249H173L172 251H175ZM227 250H228V249L226 248L225 251H227ZM161 251H162V250H161ZM185 251H187V249H185ZM237 251H238V249H237ZM77 254H78V253H77ZM90 255H92L91 252L87 253V255L84 257V259L87 260V257L90 256ZM214 255H215V253H214ZM205 257H207V254H205ZM38 259H39V260H43L44 257L41 256V257H39ZM75 259H76L75 256H71V257H69V260H73V261H75ZM131 259H132V257H130V256H125V257H123V260H125V261H131ZM152 259H153L152 256H148V257L145 259L144 264H146L147 261L152 260ZM156 259L159 260L160 257L157 256ZM197 259H199V257H197ZM220 259H223V256H221ZM217 261H218V260H217ZM217 261H216V262H217ZM216 262H214V264H216ZM33 264H36V262L33 261ZM210 264H213V262H210Z\"/></svg>","mask_w":264,"mask_h":264}]
</instances>
